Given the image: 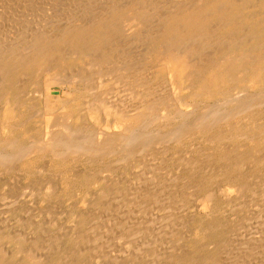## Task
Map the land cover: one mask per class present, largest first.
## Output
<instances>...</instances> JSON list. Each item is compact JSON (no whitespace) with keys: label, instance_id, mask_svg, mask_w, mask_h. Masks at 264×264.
Instances as JSON below:
<instances>
[{"label":"rangeland","instance_id":"1","mask_svg":"<svg viewBox=\"0 0 264 264\" xmlns=\"http://www.w3.org/2000/svg\"><path fill=\"white\" fill-rule=\"evenodd\" d=\"M113 1L118 2L120 0H109V1L108 0H0V51L11 50L10 47H12V46H13L12 48H14V47L18 48L22 45V43H23V45L25 42L27 43V41H28L27 39H29V37H33L32 35H36V34L40 33L39 36L38 35H36V36L41 37V35H44V34H51V33L53 34L55 32H58L66 26L70 27V25H72V27H76V25L79 26V25L85 24L86 20L88 22L89 20H92L96 16L99 17V15H101L103 12L106 13L109 10V8L111 6H113L114 4L115 5L117 4L116 8L121 7L120 12H122L121 11L122 8H125V6L126 7L128 6V2H125V0H123V2L121 0L120 3H114ZM126 1H130V0H126ZM138 1L143 2L144 0H138ZM150 1L153 3V0H145L144 2L149 3ZM161 1L162 0H160V2L158 0L157 1L154 0L153 4L156 3L158 5L163 6V4H169V3L171 4L173 2H177V0H174V1L170 0V2H169V0H167V2L165 0H163V2L165 1L164 3L163 2L161 3ZM178 1H180V0H178ZM181 1H183V0H181ZM110 2H112V3H110ZM130 2L134 3V2H137V0L136 1L131 0ZM130 2H129V5H130ZM107 8H108V10H107ZM122 10L124 11V9H122ZM94 13L98 14V15L94 16L95 15ZM125 13H126V10H125ZM119 14H122V13H119ZM144 24H146V23H144ZM144 24H141V25L135 24V25L129 26L128 23H123L124 26H126V27L128 26V28H126L124 26H122L123 28H121V32L124 33V36L122 35L124 39L123 38L120 39L121 37L116 38L117 40L119 39L118 43H117V40H115L116 43L120 44V45H117L118 48H116L115 53L112 52L108 56L114 57V54H115V56L118 55V56H122V57L123 56L128 57L127 60L130 59L129 63H127V65H126L125 64L126 62H124V64L126 66H130V67L134 64L133 67H131L132 68L131 73L133 74V71H134L136 73V74L134 73L135 76H137V77L139 76V78H143V79L145 78L144 80H148V81H149V77L153 79L152 81H154L155 79L158 78L157 83L159 81H161L158 83L160 86L157 85L156 80L154 82L149 81L151 83V85H153V86L156 84L154 86L155 88L152 86V87H150V90L152 88H154V89H152V91L153 90L155 91V92H153L154 98L156 97V99H161L162 98L161 96H163V94H160L159 96H157L160 92L161 93L165 92L164 93L165 97H167L168 94L170 93L169 90L167 89V88H169V86H167L165 88V90L162 89L163 85H165V86L167 85L166 80L169 79V77H167L164 73H161L163 70L161 68H163L162 66H164V64L159 58L151 59L149 56L145 57L147 54L144 53L145 51L144 52L142 51L143 49H146V47L148 45V43L145 42L146 41L145 35H146L147 30L149 32V29H148L149 27L146 28L148 26V24H146V25H144ZM138 25H140V26H138ZM141 26H143L142 28H143V30L145 29L146 32L143 31V33H142ZM137 27H138V29H137ZM127 29H129V30H127ZM50 30H52V31H50ZM130 30H133V32H131ZM139 32H140V35H139ZM135 33H138V34H135ZM125 34H127L129 36H127ZM143 34H144V38L142 37ZM136 36H137V38H136ZM127 37H129V38L132 37L133 39L131 38L130 40H134V42L130 41L129 38L127 39ZM138 37L143 38L144 40L140 39ZM25 39H26V41H25ZM135 39L142 40L145 45L142 46V44H143L142 41L137 40V42H136ZM120 40H122V44H121ZM135 42H136V44H135ZM114 43H113V45H116V43L115 44ZM129 43L132 45V47H131V45H129ZM139 43H141V45ZM127 44H128V46H126ZM137 44H139L140 46ZM135 45L138 48L137 51L135 50L136 48L134 50H132L135 47ZM119 46L120 47L123 46V47L120 49ZM127 50H128V52H127ZM138 50H141V51H139L141 53H139ZM135 52H137V53H135ZM129 55H130V57H129ZM134 57L137 59L136 61H135ZM139 57H141V59ZM84 58L87 59V57H83V58L81 57L79 59H73V60L70 59V60H68L69 62L65 61L66 63H64V65L65 64L66 65L64 67H65L66 71L58 74L55 77V79H53L52 81L47 80V77L45 78V76H46L45 74H47L46 72H41V74H39V75L36 74L32 79L33 82L30 85L29 93L28 94L25 93L26 95L24 94L26 96V100H25V96H22L23 93H21V95L19 94L18 97H13V100H15L17 102V103L14 102V107L13 106L11 107L8 103H6L4 101H0V159L2 160V161L0 160V237L2 238L0 240L1 241L0 242V260L2 259L1 257L6 258L9 256V258H10L9 260H8V258L5 259V260H7V262L11 261L9 264H34V261H35V264H55L58 262H59L58 264H88V263H90V264H92V263L93 264H99V263L100 264H137V263L138 264H152V263L158 264L157 261L159 262V264H165V263L166 264H173L174 262H175L174 264H203L204 261L202 263H198L196 261L194 263H192L193 261H191V260H193V259H191L192 258L191 254L196 253V255L201 260L204 258H208L207 264H211L212 258L215 261L214 262L212 260V264H214V263L215 264H220V263L221 264H264V206H263L264 205V203H263L264 202V199H263L264 198V195H263L264 194L263 193L264 192V183H263L264 180L262 181V179H261L262 176H263L262 178H264V167H263V169L262 168L259 169V167L264 166V165H262V164H264V160H263L264 159V156H263L264 155V149H262V151L261 150H253L252 146L256 145L255 141H253V143L251 142L250 145H248L249 144L248 142H250L251 139L244 136L243 134L242 135L240 134L243 129H244V131H246V125H240L241 124L240 118L235 117L234 120L232 119L234 121L233 124L231 123L232 121L229 119L230 124L225 125V126H221V127H220V125H219V127L216 126L215 127L216 129L213 128L215 131L211 130L213 132L209 131V133H206V135H204V136H201V134L199 135L198 133H195L196 130H194L195 132L192 133L193 134L192 136H194V137L188 136V137H182L180 139H175V140H173V139L170 140V138L166 137V135L173 133L174 130L181 127L182 125H189V124H193L194 122H197V120L199 121V119L204 117V115L206 116L205 118L209 117L212 119L214 113H220L222 111L231 112L230 110H232V111L235 110V108L237 107V104H238L237 101H231L230 102V100H229V99H233L232 94H234L235 89L232 88V91H231L230 88L234 85L240 84L241 80L239 79V77H241V74L235 73L234 74L235 77L232 75L234 78H232V76H231V81H230V77L225 78L226 82L224 81V79H223V82L219 81L220 79L218 80L219 82L217 81L218 87L221 83L222 86L219 87L221 89H224L225 85H226L225 88H228L227 87V85H229L228 82L231 83L229 86L230 92H228V93H231V95L228 94L227 98H224L225 97L224 95H220V96L217 95V96H212V97H201V95L192 96V95H189L190 91H188V90H180V92H177L174 95L175 98L173 99L175 101H172L174 103L176 101H178V102H176L177 104L175 103V105H174L171 102H170V104L172 106L169 103L165 104V107L166 106L168 107L170 105L173 108L172 109L171 107H169V108L165 109V112H166V114H168V117H166V116L162 117L161 121L159 120L158 123H156L157 125L155 124V122L157 120L154 123L152 122L151 124L148 125V127L147 126L144 127L145 130H144V128H141L143 126L140 127L141 129L139 128L140 130L137 129L138 132L141 131L140 132V133H142L141 135L146 134L148 139L145 138V135H144L143 137L145 139L141 136L136 141L137 144L134 145V148L136 149V151L133 148L134 149L133 155H132L133 157L131 156L132 158L130 159L128 157L126 158L125 156L122 157V155H121L122 153L119 149L120 145H119L118 141L120 139H122L123 137H125V133H124V130L122 127L117 126V124H120V121H121L120 120L121 117H119V116H122V115H121V113H119L120 110H118L119 108H118V105H116V102L118 101V98L119 99L123 98L124 100L122 99L121 104L124 103L125 106L122 104V108H126L127 105H128L127 108H129L130 106H134V105L135 106L137 105V106L136 107L134 106L132 108H138L142 104L140 101L146 95L143 96L145 94L143 92H142L143 93L142 95L139 93L142 90V87H140V88L139 87H136V88L132 87L131 81H133V80L131 78H129V77L124 78V76H122L123 79H121L116 74L108 77L106 79V81H104L103 78L94 77V78H89L88 82L85 80H84L85 81L84 82L80 77L75 76L78 72H81V71H82L81 72L82 76L87 75V73H89L92 70L89 66V61L91 60L92 56H88V59L90 58L89 61H88V59L86 60ZM80 59H83V60H80ZM131 59L134 60L136 63L134 62L132 64L133 61L131 62ZM146 60H147V62L150 61L152 64L150 62L149 63L145 62ZM142 62L145 64H143ZM85 63H87V64H85ZM137 63H141V65L138 64V66H137ZM160 63L163 65H161ZM72 64L74 67H72ZM124 64H122V65H124ZM135 65L137 67H135ZM144 65L146 66V67H144L146 69L141 67L142 69L140 70V66H144ZM157 65L161 68H159ZM66 66L68 69L66 68ZM86 67H87V69H86ZM150 67H152V68H150ZM138 68H139V71H141V73L140 72L138 73ZM67 70H69V71H67ZM144 70H145V73L142 74L144 72ZM159 70H161V72H159ZM67 72L69 74H66ZM91 72L93 73L91 75H95L94 74L95 71L93 72V70H92ZM212 73H213V70L209 71L208 76H210ZM42 74H43V76H41ZM134 74H133V76H134ZM141 74L144 76H140ZM150 74L153 76H151ZM155 74H156V76H155ZM161 74H162V76H161ZM68 75H70L69 77H74L75 82L73 81L72 83H65L64 82V80L66 79L65 77ZM146 75H147V79L145 77ZM237 75H239V76L237 77ZM263 75H264V73L261 76V80H262V81H260L261 83L260 82L258 83L259 85L257 83L252 82V81H249L250 79L246 78V82H244L243 85H241L239 87V89H236V90H241L242 94L244 93L243 94L244 96H243L241 101L246 102L248 99L255 98L258 95L264 93V91H263L264 90V76ZM87 76L90 77V74H88ZM96 76H98V75L96 74ZM69 77H67V78H69ZM163 77L165 78V80H163ZM85 78H87V77H85ZM235 78H238V79L235 80ZM119 79H120V81H119ZM124 80H126L127 82H125ZM238 80H240V81H238ZM80 82H82V84ZM120 82H122V83H120ZM224 82H225V84H223ZM123 83H124V86L122 85ZM126 83H128V84H126ZM233 83H234V85H232ZM241 83H242V81H241ZM37 84H39V85H37ZM125 84L127 86H125ZM251 84H252V88H250ZM260 84H262V85H260ZM34 85H35V87H33ZM66 85H67V87H66ZM73 86L76 88H74ZM36 87H38V89ZM105 87L107 89L109 88L107 90L109 92V94H108V92L105 93V91H106ZM126 87H129V89L127 88L128 89L127 90ZM130 87H132L133 89ZM156 87H159V88L156 89ZM72 88H74V89L72 90ZM123 88H125V89H123ZM160 88H161V90H159ZM98 89L101 92L104 91L103 94L106 97L108 96V98H110L111 102L109 101V99H108L109 103L108 102L105 103V101H107V100H104L101 103H98L97 101H95L96 99L93 96H95V94L97 95L100 92V91H97ZM169 89L171 90V88H169ZM76 90H77V92H76ZM130 90L131 91L134 90L133 94ZM138 90H139V92H137ZM157 90H159V93ZM185 91H187V92L185 93ZM251 91H253V92L255 91V92L253 93ZM32 92H33V94H32ZM134 92L141 99L138 98ZM248 92H249V94H248ZM38 93H41V94H38ZM92 93H94V94H92ZM120 93H121L122 97H120ZM122 93L123 94L125 93V94L123 95ZM128 93H129V96L127 95ZM118 94H119V97H118ZM187 94H188V96L186 97ZM130 95H132L133 97ZM247 95H250V97ZM164 96H163V98H165ZM22 97H24V98L22 99ZM115 97L117 98V100ZM246 97H247V99H245ZM180 98L182 100H180ZM192 98H193V100H192ZM194 98H195V100H194ZM197 98L200 100H198ZM217 98H219V99H217ZM29 99H30V101H29ZM112 99L115 100L116 102L114 101L115 102L114 103L112 101ZM139 99H140V101H138ZM144 99L142 101H144ZM167 99L168 98H166L165 100L167 101ZM185 99L187 101H185ZM223 100H224V102H223ZM226 100H229V101H226ZM82 101H84V102H82ZM162 101H164V100H162ZM200 101L202 102L201 104H200ZM211 101L213 102V104H210V103H212ZM31 102L32 103L34 102V103L32 104ZM189 102H191V103H189ZM195 102L197 103V105ZM203 102H205L207 105L205 103L203 104ZM21 103L25 104L24 105V108H26L25 110L28 109L30 111L27 110L24 112V108H23V105ZM139 103H141V104L138 105ZM192 103L194 105V108H193V106H191ZM234 103H236L235 108L233 107ZM109 104H111V105H109ZM223 104H224L225 108H222V107H224ZM8 105L12 111L10 110L9 107L7 108V110L5 109ZM85 105H87V106H85ZM115 105L117 106L116 110L112 109L113 107L116 108ZM199 105H201V106H199ZM173 106H175V107H173ZM204 106L205 107L208 106V107L205 108ZM218 107L219 108L221 107L222 110L219 109ZM30 108H32V109H30ZM192 108H193V111L191 110ZM201 108L204 112L201 110ZM8 110L12 112V113L9 112L11 114V116L14 115V113H15V117L14 116L10 117L9 116L10 114H8ZM87 110H88V112H87ZM176 110H178L177 112L180 111V113H177ZM184 110H186V111L188 110L187 114L185 113L186 111H184ZM190 110H191V112H190ZM216 110H218V111H216ZM15 111H17V112H15ZM31 111H32V113H31ZM90 111H93V113L92 112L90 113ZM116 111L118 113H116ZM201 111H202V113H201ZM95 112L96 113L98 112L96 114L97 116H95ZM188 112H189V114H188ZM33 113H34V115H33ZM76 113H77V115H76ZM28 114L33 115V117L31 118V116ZM67 114H69V115H67ZM174 114H177V115H174ZM180 114L182 116L184 115V117H182ZM200 114H202V115H200ZM22 115L24 117L20 118ZM105 115H107V116H105ZM169 115H171V116L169 117ZM176 116L178 118H176ZM185 116H188V117H185ZM29 117H30V119H29ZM72 117H75V118H72ZM190 117H192V118H190ZM57 118H58V120H61V122L66 123L68 127L71 126L70 128L73 132L78 131L79 133L81 132V134L84 133L85 138L83 139V142L84 143L90 142L92 147L95 145L94 143L97 142V138H96V137H98L97 134H99L100 132H105L106 130L111 131V132H109L112 134L111 135L112 138L110 137V139H109L111 142L109 141V143H108L109 145H106L107 149L106 148L105 149L107 151L108 148L110 147V144L112 143L111 144L112 146L109 148V150L112 149L111 150L112 153L110 151H108L107 153L102 155L99 159L98 158L99 156H97V155L95 156V153L97 151H99V149H98L99 147H97V145H95V147H93L94 148L93 150L88 149V150H90L89 152L86 150H84L82 152V150H80L81 152L80 151H77V152H70L69 151V152H67V154H66V152H65V154H62L63 147L61 145H56L55 147L56 148L59 147V148L56 149L55 147L52 146L53 151H51L52 149L47 150L46 148H45L46 150H43V151L39 150V152L33 151L34 153L30 154L31 156L30 155L28 157L26 156L27 158L23 157V152H21V151L20 152L17 151V153H16L15 148H17V150H19V147L21 146L20 148H23L22 146H24V145H25L24 148L35 147L37 145L45 146L44 145L45 141L46 142L49 141L47 138L48 129H50L49 127L51 126V124H53L55 119L57 120ZM70 118H72V119H70ZM169 118L171 121L169 120ZM173 119H175V120H173ZM163 120L164 121L166 120L165 121L166 123H164ZM246 121L249 123L248 120H246ZM10 122L12 123V125ZM165 124L167 125L166 127L170 128V131L168 130L169 128H165V126L163 127V125H165ZM178 124H179V126H178ZM234 124H235L236 128L234 127ZM160 125H162V129L160 128L161 127ZM13 126H14V128H13ZM175 126H177V127H175ZM251 126H253V124ZM2 127L5 129V131ZM172 127H174V128H172ZM240 127H242V128H240ZM81 128H82V130H81ZM84 128H85V131H84ZM146 128H148V129H146ZM157 128H160V129H157ZM220 128H221V130L226 131V132H224V134L227 133L229 135V133H230V135L229 136L227 135L228 137H226V135H225L223 137V139H221V140L212 139V134L214 132H217V130H220ZM53 129L57 130V132H59L58 133V136H59L61 133V130H62V125H59V123L57 122V125H55L53 127ZM165 129L167 131H165ZM90 130H92V131H90ZM142 130H144V131H142ZM147 130H149L150 133ZM152 130H153V132L156 130L154 132L155 134L154 133L151 134ZM157 130H161V131H157ZM248 130H250V127ZM161 132H163V133H161ZM3 133L7 137H5L3 135ZM252 133L253 132H251V134ZM148 134H151L150 137L148 136ZM251 134H250V136L256 137L254 134L253 135H251ZM11 135H12V138L10 137ZM92 135L93 136L96 135L95 138L92 137ZM122 135H123V137H122ZM195 135H197V136H195ZM118 136H120V137H118ZM243 136H244V139H243ZM71 137H74V136L71 135ZM208 137L211 138L210 141H208L209 140ZM233 137H237L239 142H236L237 139L236 138L233 139ZM13 138L15 140H13ZM37 138L39 139V141H37L38 140ZM183 138L185 141L183 140ZM245 138H246V140H247L246 142L248 144L245 142ZM5 139L6 140L10 139V140L6 141ZM43 139H45V140H43ZM112 139H113V141H112ZM194 139H196V140H194ZM16 140H19L20 142L19 141L16 142ZM181 140H183L182 141L183 143L181 142ZM192 140H194V142ZM224 140L226 141V146H225V142H223ZM243 140H244V142H243ZM186 141H187V144L185 143ZM150 142H151V144H150ZM172 142L173 143L177 142V146H176V143H174L172 146ZM178 142L180 143V145ZM222 142H223V145L219 144ZM233 142L235 144H232ZM3 143L4 144L6 143V144L2 146ZM168 143H170V144H168ZM237 143H239V144H237ZM125 144H127V143H125ZM128 144L124 145V146H128V147L131 146V144H129V145ZM182 144H183V146H182ZM206 144H207V146H206ZM246 144L248 147L246 146ZM7 145H8V147H7ZM146 145H147V147H146ZM178 145H179V149L177 148ZM210 145H211V147L209 148ZM218 145L220 147L222 146L223 148L221 147V149H219ZM230 145H231V148H229ZM232 145L233 146L235 145V146L233 147ZM244 145L247 148H244ZM262 145H263L262 147L264 148V142ZM180 146L184 150H182V148ZM196 146L198 147L197 149H196ZM200 146H202L203 150ZM104 147L105 146H103L101 148H104ZM145 147H146V150H144ZM237 147H239V149H237ZM1 148L4 150H2ZM187 148H189V150H188L189 152H185V150ZM190 148H191V150H190ZM194 148L196 149L195 151L193 150ZM213 148H216V149H213ZM226 148H227L228 153L231 150V152L229 154L227 152H225ZM11 149H12L13 153H12ZM96 149H98V150H96ZM223 149H225V151ZM233 149H234V151H233ZM207 150H208V152H207ZM221 150L224 154H222V152H221L220 154L218 153V155H217L216 151L220 152ZM252 150L254 151V153H253L254 155L252 154V152H253ZM192 151H194V152L197 151V153L195 154ZM202 151H203V153H202ZM212 151H213V153L215 151L216 154L210 153ZM7 152H9V154ZM184 152L186 153L185 156L181 155V153H184ZM206 152H207V154L208 153H210V154L207 155ZM20 153H22V154H20ZM56 153H57V155H56ZM125 153L123 152V155ZM149 153H151V154H149ZM152 153H154V154H152ZM204 153H205V156H203ZM241 153L243 155L244 154L246 155V153L253 155L254 157L253 156L252 157L256 160L253 159L251 161L252 163L255 162V164H257V162H258L257 160H259V159H260L259 162L261 161L262 163L258 162V166L256 165V167H255V164L252 165V163H251V165L255 167L254 172H252L254 168L251 165H249L250 163L245 162V161H248L249 159H247L245 157L243 158V156H241L242 155ZM256 153H258V154H256ZM126 154H128V151ZM255 154L257 157L255 156ZM259 155H261V157L263 159L261 157H259ZM104 156H106V157H104ZM165 157L167 158L166 160H165ZM183 157L187 158V159H184ZM193 157L198 162L193 164L192 166L187 165L188 167L185 166V168H184L183 167L184 165L181 163L182 160H188V159H191ZM215 157H219L218 159L221 158V160H219V162H218L217 161L218 159ZM224 157H226L227 160ZM234 157H235V160H233ZM236 157H237V159H236ZM197 158H199V159L202 158V159L199 160ZM207 158H208V161L210 163L207 162ZM222 158L224 160H222ZM161 159H162V161H161ZM229 159H231L232 161H235L234 162L235 164ZM97 160L98 161L100 160V161L98 162ZM214 160H215V162H214ZM228 160L231 163V164L230 163L228 164L229 168L227 167V163L229 162ZM202 161L205 164H203ZM223 161H225L226 164ZM26 162H28L27 163L28 165L26 164ZM166 162L168 163V165ZM170 162H171V164H170ZM175 162H176V164H175ZM211 162L215 163L216 166L213 163L211 164ZM249 162H250V160H249ZM162 163H164V164L162 165ZM236 163H237L238 167H236ZM208 164H209V166H208ZM246 164H248V165H246ZM260 164H261V166H260ZM174 165H176L177 168H175L176 166H174ZM198 165H200V166H198ZM245 165H246V167H245ZM160 166L164 170H166L167 172L169 171L170 173L169 172L167 173L162 168L160 169ZM165 166H167V168ZM207 166H208V169H207ZM248 166H249V168H247ZM170 167L172 168V170H170L171 169ZM196 167L198 170L195 169ZM217 167L220 169H217ZM233 167L235 169H233ZM214 168L217 171L216 172L217 175L215 173H210L211 171L214 170ZM225 168H228L226 170L227 173H226V171H224V172L222 171V170H225ZM239 168H241L240 170H242L243 172H240ZM244 168L246 170L249 169L250 171L248 170V172H247L246 170H244ZM256 168L259 171L258 170L256 171ZM205 169H207L210 174H215L214 176L216 178L219 176L218 177L219 179L217 178L219 181L216 178H213L212 179L213 181L212 180L210 181L211 177H209V176L213 177V175H210L209 173H208L209 176L207 175V173L204 174L206 171ZM151 170L154 171L155 175L153 174V171L151 174ZM201 170H204V171H201ZM215 170L213 172H215ZM236 170H237V172H236ZM238 170H239V173H241L240 174L241 176H239ZM260 170H261V172H260ZM136 171H137V173H136ZM178 171H179V175H177ZM182 172H184L183 175H181ZM185 172L186 173L188 172L187 173L188 175H186ZM192 172H194L193 175H192ZM202 172H204V173H202ZM246 172H247V175H246ZM139 173H140V175L142 174V176H140ZM158 173L160 175H156ZM199 173L202 175V177L204 176L203 177L204 179L199 176L200 175ZM233 173L234 174L236 173L237 175L233 176ZM242 173H244L246 176L243 175ZM249 173L251 175H249ZM184 175H185V177H184ZM155 176L158 178H156ZM191 176H195V177H191ZM198 176H199V178H198ZM206 176H208L209 179H208V177L206 179ZM232 176L235 177L234 178L235 180L233 179ZM236 176H238V178ZM242 176H244V177H242ZM240 177L245 179L246 181L244 182V180H240ZM192 178L195 180H193ZM196 178H198V179H196ZM200 178L202 180H200ZM157 179H159L160 183L159 182L156 183V181H158ZM214 179L217 181H215ZM89 180H90V182L94 183L95 185L98 184V182H99L100 185L98 184V186L97 185L95 186L94 184L90 183ZM105 180L107 182H105ZM153 180L155 182V185L153 183ZM232 180H234V183L231 182ZM252 180H255V181H252ZM256 180L259 182H257ZM196 181L198 183L199 182L200 183L198 184ZM206 181H207V184H209L208 186H206L207 184H205ZM248 181L249 182L252 181L251 182L252 184L246 183ZM162 182L163 183L165 182V183L163 184ZM201 182H202V184H201ZM239 182H240V184H239ZM256 182H257V185L255 184ZM106 183L107 184L109 183V184L107 185ZM196 183L198 185H196ZM244 183L248 184L249 186L246 185L247 186L246 191L240 192L239 191L240 185L244 184ZM136 184H137V186H136ZM233 184H235V185H233ZM237 184H239V186ZM132 185H133V187H132ZM201 185H202V187H201ZM204 185L206 187H204ZM214 185H216L217 187L216 186L214 187ZM83 186H84V188H83ZM94 186L97 188H95ZM256 186L258 187V189L259 188L260 189L258 190L256 188ZM34 187L36 188L37 191L35 190ZM130 187H132V188H130ZM93 188H95V189L93 190ZM194 188H197V189L199 188L198 189L199 192L197 191V189L195 190ZM202 188L204 191L202 190ZM215 188H217V190ZM230 188H232L233 190ZM100 189L103 191L102 194L100 193L101 192ZM229 189L232 191L231 192L228 191ZM46 190H47V192H46ZM226 190L228 192H230V193H228L227 196L232 194L231 197L230 196L227 197L225 194H223L224 192H226ZM49 191L51 193H49ZM57 191H59V194L63 193L64 197H62L63 194L62 195L57 194ZM94 191H96L95 194L94 193L92 194V192H94ZM234 191H235V193H237L239 195L235 194ZM244 192L246 194H243ZM207 193L208 194L210 193L211 196H209L210 194L205 196ZM88 194H89V196H87ZM100 194L101 195L104 194L105 196L103 195L104 197H102V196L100 197ZM199 194H201L200 197H198ZM218 194H220V196ZM233 194H235V195H233ZM247 194H249V195H247ZM65 195L67 196V198ZM97 195H98V197H97ZM109 195H111V196H109ZM137 195H139V197ZM167 195L170 197L172 196L173 198L171 197V200H170V198ZM183 195H184V197H183ZM221 195H223L225 197H222ZM140 196L141 197L147 196V201H146V197H144V199H145L144 200L143 198H140ZM148 196H152V198H154V197L155 198L153 199V201L152 200L150 201L151 198ZM174 196H176V197H174ZM178 196L181 200V201H179V200L178 201L180 203H182V205L180 203H179L180 205H178V202L175 201L176 199H178ZM181 196L183 197V199H181ZM204 196L206 197V200H205L206 202H203L205 198L202 199V197H204ZM253 196L256 198H254ZM52 197H54V198L52 199ZM165 197H168V198H165ZM207 197H208V200H207ZM234 197H236V198H234ZM237 197H239L240 199H238ZM88 198H89V200H88ZM133 198H136V199H133ZM211 198H213V199L211 200ZM96 199H97V201H95ZM100 199L102 200L101 202H100ZM131 199H133V200H131ZM140 199H142V200H140ZM164 199L165 200L168 199V200L164 201ZM200 199H202V201H200ZM53 200H54V202H53ZM137 200L140 202H138ZM219 200H221V201L224 200V201L218 202ZM168 201H169V203H171V202L172 203L168 204ZM58 202H59V204H58ZM98 202H99V204H98ZM199 202H201V203H199ZM205 203L207 205H205ZM255 203H257V204H255ZM262 203H263V205H262ZM55 204H57V205H55ZM89 204H90V208H88ZM92 204L93 205L95 204V206H93L94 208L96 207L95 211H92V210H94V208L91 207ZM139 204H141V205H139ZM166 205H168V207ZM170 205H173V208H170L169 207ZM183 205H185V206H183ZM222 205L224 206V210H222L223 209ZM174 206L176 207V210H179L180 212L176 211ZM179 206H182V207H180V209H177V208H179ZM235 207H237V208H235ZM245 207H246V209H245ZM136 208H137V210H136ZM234 208L237 211L240 208V211L235 212ZM103 209L106 211H104ZM183 209H184V211H183ZM262 209H263V211H261ZM165 210H166V213H165ZM216 210H217V212H216ZM218 210L220 212H218ZM231 210H233V211L231 212ZM145 211H146V213H145ZM167 211H169L170 213ZM172 211H174V212H172ZM213 211H215V212H213ZM244 211H245V213H244ZM99 212H101V214ZM175 212H177L178 214H176ZM222 212H224V213H222ZM171 213H173L175 215H171ZM212 213L213 214L216 213V214L213 215ZM180 214H182L181 217L184 216L183 214H185L186 217L184 216L183 218H181L179 216L180 217L179 218L177 215H180ZM218 214H221V215H218ZM67 216H69V217H67ZM74 216L78 220L75 219ZM83 216H85V217H83ZM170 216L173 217L174 219L170 218ZM191 217H192V219H191ZM212 217H214V218H212ZM242 217H243V219H242ZM90 218H91V220H90ZM96 218H98V219H96ZM196 218H198V219H196ZM177 219H180V220H178L179 223L177 222ZM181 219L183 220V222H181ZM64 220H65V222H64ZM71 220H72V222H71ZM174 220H176V221H174ZM209 220H210V222H209ZM214 220L216 221L217 224L214 222ZM223 220H225V221H223ZM232 220H235L233 225L234 224H237V225L233 226ZM68 221H70V222H68ZM226 221H228V226H229V224L231 225V227L233 228L232 230L234 232L231 230L230 226L229 227L227 226ZM202 222H204L205 224ZM211 222L213 223V225ZM240 222H242V227H241ZM24 223L26 224V226L23 225ZM180 223L183 225H181ZM186 223L189 224L190 227L188 225H185ZM194 223L197 226L196 225L194 226ZM198 223H200V224H198ZM201 223H202V225H201ZM208 223H209V225H208ZM173 224H175V225H173ZM191 224L193 225V227ZM220 224H222L223 226ZM168 225H170V226H168ZM171 225L173 226V228L171 227ZM176 225L181 226V227H179L180 229L178 227L176 229ZM78 226H79V228H78ZM207 226H210L211 228H207ZM219 226H221V228ZM156 227H158V228H156ZM195 227H198V233L202 232L201 236H199L200 234L199 235L197 234V229ZM199 227L202 229H200ZM236 227H237V229H235ZM239 227H241V228H239ZM174 228H175V232L171 231V229L174 230ZM212 228H214V230H216V231L211 230ZM181 229H182V231L184 230L183 233H182V231L179 232V230H181ZM209 229L212 231V233L210 232ZM225 229L227 231H224ZM69 230H70V232H68ZM96 230H97V232L99 230V232L96 233ZM195 230H196V232H195ZM101 231H103V233H100ZM167 231L168 232L171 231V233H173L174 235L171 234L170 232L167 234L166 233ZM236 231H238V232H236ZM184 232H186L188 235ZM204 232H205V234H204ZM209 232H210V234H209ZM220 232H221V234H220ZM76 233H78V234L76 235ZM154 233H158V234L154 235ZM165 233L167 235L164 236ZM179 233H180V235L182 234V236L184 238L181 237L179 235ZM193 233L194 234L196 233V237ZM185 234L187 235V237ZM202 234H203V236H202ZM213 234H214V236H213ZM227 234H228V236H227ZM70 235L73 237H70ZM92 235H93V237H92ZM161 235L163 236V238ZM168 235H171V236L168 237ZM177 235H179V236H177ZM197 235L199 236L198 239H197ZM7 236L9 239L7 238ZM80 236H82V238L87 240V241H85L86 244L84 242H79L80 241L79 238H81ZM192 236H193V238H192ZM205 236H207V238ZM210 236H211V239H210ZM5 237L7 238L8 242H7ZM51 237H53V240ZM62 237H64V238H62ZM157 237H159L158 241H156ZM173 237L176 240L172 239ZM15 238L17 239L16 241H15ZM86 238H88V239H86ZM165 238H166V240H165ZM187 238L189 240H186ZM92 239H94V240H92ZM99 239H101V240H99ZM152 239L154 240V242H152L153 241ZM170 239H172V240H170ZM203 239H205V240H203ZM178 240H179V242H178ZM184 240H186V241H184ZM191 240L194 242L191 243L192 242ZM225 240H227L228 243ZM2 241L4 243L7 242V244L2 243ZM167 241H169V242H167ZM67 242H69V243L67 244ZM116 242H117V244H116ZM164 242L165 243L167 242L166 243L167 245L164 244ZM174 243H176L175 246H173ZM178 243H179V245H177ZM182 243L184 244L183 246H182ZM213 243H214V246H213ZM209 244H210V246H209ZM222 244H224V245H222ZM88 245H90V246H88ZM204 245L205 246L207 245L206 247L209 250ZM162 246H163V248H162ZM190 246L192 247L194 252L192 251V249H189ZM201 246H204V247L201 248ZM146 247H148L149 250H147ZM164 247H166V248H164ZM176 247L179 249H176ZM180 247L182 248L183 251L185 250L186 247L187 248L189 247V248H188V250H185L183 253L181 251ZM219 247H220L221 251L219 250ZM224 247H227V248H224ZM56 248L57 249L59 248V249L57 250ZM144 248H145V251H144ZM167 249L169 251L165 254ZM200 249H201V251H200ZM206 249H207V251H206ZM67 250H69V251H67ZM164 250H165V252H164ZM170 250L173 252V254H171L172 252ZM176 250L178 251V253L176 252ZM18 251H20V252H18ZM58 251H60L61 256L58 255L59 254ZM151 251H152V253H151ZM155 251H158V252H155ZM208 251H210V252H208ZM138 252L139 253L141 252L140 253L141 255ZM175 252L178 254V257H175V256H177V254ZM221 252L223 255L219 254ZM53 254H55V255H53ZM214 254H216L215 257H214ZM136 255L141 256V257L138 258ZM157 255H159V256H157ZM63 256H65V257H63ZM59 257H60V259L57 261L56 258H59ZM149 257L150 258L154 257V258L150 259ZM159 257H160V260L158 259ZM164 257H166V258H164ZM11 258H13V260H11ZM155 258H157L158 260H156ZM217 258H219L221 261ZM91 259L93 261H91ZM132 259H134V260H132ZM147 259H148V261H145ZM175 259H177V260H175ZM164 260H166V261H164ZM54 261H56V262H54ZM172 261H174V262L172 263Z\"/></svg>","mask_w":264,"mask_h":264},{"label":"bare ground","instance_id":"2","mask_svg":"<svg viewBox=\"0 0 264 264\" xmlns=\"http://www.w3.org/2000/svg\"><path fill=\"white\" fill-rule=\"evenodd\" d=\"M109 1V0H108ZM121 1V0H120ZM120 1H118V2H115V1H113L114 3H120ZM131 1V0H130ZM130 1H126L125 0V2H128V6L126 7L125 6V8H122V9H124V11L121 9V11L122 12H120V8H116V6H117V4L115 5H113V6H111L110 8H109V10H108V8H107V12L106 13H102L101 15H99V17L98 16H96V15H98V14H95L94 16H96L95 18H93L92 20H89L88 22H87V20H86V22H85V24H82V25H79V26H77L76 25V27H72V25H70V27H68V26H66V27H64V28H62L60 31H58V32H55V33H51V34H44V35H41V37H37L36 35H38L39 36V34H36V35H32L33 37H29V39H27L28 41H27V43L25 42L24 43V45H23V43H22V45L20 46V47H18V48H16V47H14V48H12V47H10L11 48V50H3V51H0V101H4V102H6V103H8L11 107L13 106L14 107V102L15 103H17L15 100H13V97H18L19 96V94L21 95V93H23V95L22 96H25L26 94L25 93H29V91H30V85H31V83L33 82L32 81V79H33V77L36 75V74H41V72H46L47 74H45L46 76H45V78L47 77V80H53V79H55V77L58 75V74H60L61 72H64V71H66V69H65V65H64V63H66L65 61H68V60H70V59H79V58H83V57H87V59H88V56H92V58H91V60L89 61V59H88V61H89V66H90V68L93 70V72H94V74L95 75H91V74H93L91 71L89 72V73H87V75L88 74H90V77H88L87 75H84L85 77H87V78H85L84 76H82V71L81 72H78L75 76H78V77H80L83 81L85 80V81H89L88 79L89 78H94V77H98V78H103V80L104 81H106V79L108 78V77H110V76H113L114 74H116V75H118L119 76V78H121V79H123L122 78V76H124V78L125 77H129V78H131L133 81H131L132 82V87L133 88H136V87H142V90L139 92V90L137 91V92H139L141 95L143 94V93H145L143 96H145L144 98H142V100L144 99V101H140V97H138V95H137V97L138 98H140L138 101H140L141 103H139L138 105H140L138 108H132V107H134V106H130L129 108H127L128 107V105H127V107L126 108H122V104L124 105V103H122L121 104V102H122V99H119L118 98V101L116 102L115 100H113L112 99V101L114 102H116V105H118V110H120V112L119 113H121V115L122 116H119V117H121V121H120V124H117V126L118 127H122L123 128V130H124V133H125V137H123V135H122V139H120L118 142H119V149H120V151H121V155H122V157L123 156H125L126 158L128 157V158H132L133 156V150L135 149L134 148V145H136L137 143H136V141L142 136H144L145 135V138H147V135L146 134H144V135H141L142 133H140V132H138V130L137 129H139L141 126H143V127H141V128H144V127H148V125L149 124H151L152 122L154 123L156 120V122H155V124L156 123H158V121L160 120L161 121V118L162 117H164V116H166V117H168V114H166V112H165V109L166 108H169V107H171L172 105L170 104V102L172 103V104H174L175 105V103L176 102H178V101H176L175 103L174 102H172V101H175V100H173L175 97H174V95L177 93V92H180V90H188V91H190V94L189 95H192V96H198V95H201V97H212V96H217V95H224L225 97L224 98H227V96H228V94H230L231 95V93H228V92H230V89H231V91H232V88H234L235 89V91H234V94H232L233 95V99H229L230 100V102L231 101H237V107L235 108V104L236 103H234V108H235V110H230L231 112H224V111H222V112H220V113H214L213 114V118L211 119V118H209V117H207V118H205L206 116L204 115V117H202V118H200L199 119V121L197 120V122H194L193 124H189V125H182L181 127H179V128H177L176 130H174L173 131V133H170V134H168V135H166V137L167 138H170V140L171 139H173V140H175V139H180V138H182V137H188V136H192L193 134V132H195L194 130H196V132L195 133H198L199 135L201 134V136H204V135H206V133H209V131H211V130H214L213 128H215L216 126H218L219 127V125H220V127L221 126H225V125H228V124H230V121H229V119L232 121L231 123L233 124L234 123V118L235 117H237V118H240V121H241V124L240 125H246V131H244V129L241 131V135L243 134L244 136H246V137H248V138H250L251 139V141L250 142H246L247 140H246V138H245V142L248 144V145H250V143L252 142L253 143V141H255L256 143V145L254 146H252L253 147V150H261L262 151V149H264L262 146V144H263V142H264V93H262V94H260V95H258L257 97H255V98H252V99H248L246 102L245 101H241L242 100V98H243V94H242V91L241 90H236V89H239V87L241 86V85H243V83L244 82H246V78L247 79H250L249 81H252V82H254V83H259L260 81H262L261 80V76H262V74L264 73V0H183V1H178L177 0V2H173V3H169V4H163V6L162 5H158V4H153L154 3V0H153V3L151 2H149V3H147V2H141V1H138L137 0V2H134V3H131ZM136 1V0H135ZM157 1V0H156ZM159 2H160V0H158ZM166 2H167V0H165ZM164 1V2H165ZM172 1V0H171ZM174 1V0H173ZM64 2V1H63ZM122 2H123V0H122ZM129 2H130V5H129ZM133 2V1H132ZM163 2V0L161 1V3ZM163 2V3H164ZM169 2H170V0H169ZM80 3V2H79ZM110 3H112V2H110ZM102 4V3H101ZM126 5V4H125ZM71 7V6H70ZM104 7V6H103ZM127 8V9H126ZM106 10V9H105ZM125 10H126V13H125ZM124 12V13H123ZM98 13V12H97ZM119 13H122V14H119ZM100 14V13H99ZM119 14V15H118ZM73 15V14H72ZM118 15V16H117ZM93 17V16H92ZM77 19V18H76ZM91 19V18H90ZM123 23H128V25L129 26H131V25H137V24H144V23H146V24H148V26L146 27V28H148L149 29V32H148V30H147V32L145 31V29L143 30V26H141V28H142V33H143V31H145L146 32V37H145V39H146V43H148V45H147V47H146V49H143L142 51L145 53V54H147L145 57H147V56H149L151 59H153V58H159L162 62H163V64H164V66H162L163 68H161V67H159L158 65V67L159 68H161V69H163L162 70V72H161V70H159V72H161V73H164L167 77H169V79H167L166 80V86L165 85H163V87H162V89H164L165 90V88L167 87V86H169V88H171V90L169 89V88H167L168 90H169V94H168V96L167 97H165L164 96V93L165 92H163V93H159V90H161V88L159 89V90H157L158 91V95L157 96H159L160 94H163V96L165 97V98H163V96H161L162 98V100H164V101H162L161 99H156V97L154 98V93L153 92H155L154 90L152 91V89H154L155 87V85L153 86V85H151V81L153 80L152 78H150L149 77V81L148 80H144L143 78H139V76L137 77V76H135V72L133 71V74H134V76H133V74L131 73L132 72V68L131 67H133V63L137 60L135 57H134V59H135V61L134 60H132L131 59V62H132V66L130 67V66H126L127 65V63H129V61H130V59L129 60H127V58L128 57H122V56H118V55H116L115 56V54H114V57H109L108 55L110 54V53H112V52H114L115 53V51H116V48H118L117 47V45H120V44H117L118 43V41H119V39L117 40L116 38H120V39H122L123 38V36H124V33H122L121 32V28H123L122 26H124L123 25ZM146 24H144V25H146ZM140 25H138V26H140ZM72 27V28H71ZM124 27H126V26H124ZM60 28V27H59ZM58 28V29H59ZM126 28H128V26L126 27ZM133 28V27H132ZM145 28V27H144ZM57 29V28H56ZM130 29V28H129ZM129 29H127V30H129ZM135 29V28H134ZM137 29H138V27H137ZM39 31V30H38ZM50 31H52V30H50ZM123 31V30H122ZM131 32H133V30H130ZM129 31V32H130ZM127 32V31H126ZM129 34V33H128ZM135 34H138V33H135ZM123 35V36H122ZM125 35H127V34H125ZM139 35H140V32H139ZM127 36H129V35H127ZM134 36V35H133ZM126 37V36H125ZM141 37V36H140ZM140 37H138V38H140ZM143 38H144V34H143V36H142ZM129 37H127V39H128ZM132 38V37H131ZM131 38H129V40L131 39ZM136 38H137V36H136ZM143 38H140V39H143ZM124 39V38H123ZM133 39V38H132ZM138 40V39H135V41L137 42V40L138 41H142V40ZM115 40H117V43H116V41ZM144 40V39H143ZM25 41H26V39H25ZM121 41V44H122V40H120ZM124 41V40H123ZM130 41H133L134 42V40H130ZM116 43V45H113V43ZM132 42V43H133ZM136 42H135V44H136ZM114 43V44H115ZM128 43V42H127ZM142 46L143 45H145L144 44V42L142 41ZM140 45H141V43H139ZM139 44H137V45H139ZM129 45H131L130 43H129ZM139 45V46H140ZM126 46H128V44L126 45ZM120 47V46H119ZM123 46H121L120 47V49L122 48ZM131 47H132V45H131ZM144 47V48H145ZM115 48V49H114ZM130 48V47H129ZM136 48V49H135ZM143 48V47H142ZM141 48V49H142ZM9 49V48H8ZM136 50L137 51V46L135 45V47L132 49V50ZM131 50V51H132ZM121 51V50H120ZM139 51H141V50H138V52ZM127 52H128V50H127ZM131 53V52H130ZM135 53H137V52H135ZM139 53H141V52H139ZM138 53V54H139ZM131 55V54H130ZM130 55H129V57H130ZM132 57V56H131ZM138 57V56H137ZM143 57V56H142ZM140 59H141V57H139ZM149 58V59H150ZM84 59H86V58H84ZM86 59V60H87ZM145 59V58H144ZM80 60H83V59H80ZM85 61V60H84ZM140 61V60H139ZM152 61V60H151ZM69 62V61H68ZM81 62V61H80ZM124 62H126L125 64H124ZM130 62V63H131ZM145 62H147V60L145 61ZM150 62V61H149ZM149 62H147V63H149ZM153 62V61H152ZM76 63V62H75ZM78 63V62H77ZM136 63V62H135ZM143 63V62H142ZM151 63V62H150ZM85 64H87V63H85ZM122 64H124V65H122ZM138 64H140L141 65V63H137V66H138ZM143 64H145V63H143ZM152 64V63H151ZM154 64V63H153ZM161 64V63H160ZM163 64H161V65H163ZM130 65V64H129ZM156 65V64H155ZM136 65H135V67H137ZM69 67V66H68ZM72 67H74L73 66V64H72ZM88 67V66H87ZM87 67H86V69H87ZM144 68V67H146L145 65L144 66H140V70L142 69V68ZM154 67V66H153ZM66 68H67V66H66ZM148 68V67H147ZM150 68H152V67H150ZM68 69V68H67ZM144 69H146V68H144ZM149 69V68H148ZM157 69V68H156ZM78 70V69H77ZM125 70V71H124ZM158 70V69H157ZM156 70V71H157ZM213 70V73L210 75V76H208V72L209 71H212ZM67 71H69V70H67ZM80 71V70H79ZM147 71V70H146ZM155 71V70H154ZM97 72V73H96ZM141 73V71H139V68H138V73ZM158 72V73H159ZM145 73V70H144V72L142 73V74H144ZM237 74V73H240L241 74V77H239V79L242 81V83H241V81L240 80H238V81H240V84L239 85H234V83L232 84V85H234V86H232L231 88L229 87L230 86V82H228V84L229 85H227V87L228 88H225L226 87V85H225V87H224V89H221V88H219V87H221L222 85H221V83H220V85H219V87H218V85H217V81L219 80V81H222L223 82V79H224V81L226 82V80H225V78L227 77H230V81H231V76L233 75L234 76V74ZM66 74H69L68 72L66 73ZM96 74L98 75V76H96ZM140 75V76H144V75ZM152 74V73H151ZM150 74V75H151ZM160 74V73H159ZM115 75V76H116ZM149 75V76H150ZM41 76H43V74L41 75ZM40 76V77H41ZM70 75H68V76H66L65 78V80H64V82L65 83H72L73 81H74V77H69ZM151 76H153V75H151ZM155 76H156V74H155ZM161 76H162V74H161ZM165 76V77H166ZM232 76V78H234ZM239 75H237V77H238ZM264 76V75H263ZM39 77V78H40ZM67 77H69V78H67ZM146 77V79H147V75L145 76ZM38 78V79H39ZM118 79V78H117ZM155 79V78H154ZM158 79V78H157ZM157 79H155L156 80V83H157ZM162 79V78H161ZM222 79V80H221ZM236 79H238V78H235V80ZM263 79V78H262ZM80 80V79H79ZM100 80V79H99ZM128 80V79H127ZM154 80V81H155ZM163 80H165V78L163 77ZM84 81V82H85ZM96 81V80H95ZM119 81H120V79H119ZM122 81V80H121ZM125 82H127L126 80H124ZM154 81H152V82H154ZM159 81V80H158ZM218 81V82H219ZM248 81V80H247ZM248 81V82H249ZM44 82V81H43ZM46 82V81H45ZM75 82V81H74ZM100 82V81H99ZM130 82V81H129ZM159 82H161V81H159ZM158 82V83H159ZM225 82L223 83V84H225ZM81 84H82V82H80ZM98 83V82H97ZM120 83H122V82H120ZM157 83V85H159ZM238 83V82H237ZM261 83V82H260ZM35 84V83H34ZM88 84V83H87ZM126 84H128V83H126ZM125 84V86H127ZM163 84V83H162ZM227 84V83H226ZM36 85V84H35ZM35 85L33 86V87H35ZM37 85H39V84H37ZM123 86H124V83L122 84ZM246 85V84H245ZM244 85V86H245ZM256 85V84H255ZM254 85V86H255ZM259 85V84H258ZM260 85H262V84H260ZM76 86V85H75ZM88 86V85H87ZM131 86V85H130ZM154 87V88H152L151 90H150V87ZM160 86V85H159ZM162 86V85H161ZM165 86V87H164ZM249 86V85H248ZM247 86V87H248ZM43 87V86H42ZM66 87H67V85H66ZM74 87V86H73ZM78 87V86H77ZM81 87V86H80ZM122 87V86H121ZM120 87V88H121ZM132 87H130V88H132ZM250 87V86H249ZM37 89H38V87H36ZM40 88V87H39ZM69 88V87H68ZM74 88H76V87H74ZM74 88H72V90L74 89ZM79 88V87H78ZM85 88V87H84ZM90 88V87H89ZM106 88V87H105ZM113 88V87H112ZM129 89V87H126V89ZM132 88V89H133ZM159 87H156V89H158ZM230 88V89H229ZM246 88V87H245ZM250 88H252V84H251V87ZM256 88V87H255ZM35 89V88H34ZM41 89V88H40ZM109 89V88H108ZM107 88H106V91H105V93L106 92H108L107 90H108ZM123 89H125V88H123ZM122 89V90H123ZM127 89V90H128ZM249 89V88H248ZM43 90V89H42ZM95 90V89H94ZM102 90V89H101ZM104 90V89H103ZM120 90V89H119ZM257 90V89H256ZM97 91H100L99 89L97 90ZM121 91V90H120ZM119 91V92H120ZM131 91V90H130ZM133 91L134 90H132L131 92H132V94H133ZM258 91V90H257ZM262 91V90H261ZM264 91V90H263ZM46 92V91H45ZM76 92H77V90H76ZM96 92V91H95ZM123 92V91H122ZM143 92V93H142ZM187 91H185V93H186ZM251 92H253V91H251ZM250 92V93H251ZM255 92V91H254ZM253 92V93H254ZM71 93V92H70ZM73 93V92H72ZM97 93V92H96ZM104 91H100L97 95L95 94V96H93V97H95V101H97L98 103H101L102 101H104V100H107V101H105V103L106 102H108V99H109V101H110V98H108V96L106 97L104 94ZM126 93V92H125ZM124 93V94H125ZM258 93V92H257ZM25 94V95H24ZM32 94H33V92H32ZM36 94V93H35ZM38 94H41V93H38ZM84 94V93H83ZM92 94H94V93H92ZM108 94H109V92H108ZM123 94V93H122ZM123 94V95H124ZM248 94H249V92H248ZM12 95V96H11ZM30 95V94H29ZM37 95V94H36ZM44 95V94H43ZM128 96H129V93L127 94ZM126 95V96H127ZM31 96V95H30ZM125 96V97H126ZM130 96H132V95H130ZM135 96V95H134ZM180 96V95H179ZM188 96V94L186 95V97ZM218 96V97H219ZM247 96H249L250 97V95H247ZM252 96V95H251ZM28 97V96H27ZM106 97V98H105ZM118 97H119V94H118ZM120 97H122L121 96V93H120ZM133 97V96H132ZM190 97V96H189ZM200 97V98H201ZM232 97V96H231ZM24 97H22V99H23ZM32 98V97H31ZM116 98V97H115ZM114 98V99H115ZM158 98V97H157ZM166 98H168L167 99V101L165 100ZM216 98V97H215ZM137 99V98H136ZM177 99V98H176ZM187 99V98H186ZM185 99V101H187ZM190 99V98H189ZM198 99V98H197ZM217 99H219V98H217ZM216 99V100H217ZM245 99H247V97L245 98ZM25 100H26V96H25ZM116 100H117V98H116ZM124 100V99H123ZM126 100V99H125ZM178 100V99H177ZM180 100H182L181 98H180ZM192 100H193V98H192ZM194 100H195V98H194ZM198 100H200V99H198ZM225 100V99H224ZM224 100H223V102H224ZM229 100H226V101H229ZM22 101V100H21ZM29 101H30V99H29ZM48 101V100H47ZM208 101V100H207ZM206 101V102H207ZM28 102V101H27ZM26 102V103H27ZM66 102V101H65ZM82 102H84V101H82ZM96 102V103H97ZM111 102V101H110ZM114 102V103H115ZM181 102V101H180ZM198 102V101H197ZM212 102V101H211ZM218 102V101H217ZM2 103V102H1ZM19 103V102H18ZM32 103V102H31ZM34 103V102H33ZM32 103V104H33ZM109 103V102H108ZM128 103V102H127ZM170 104L168 107L166 106L165 107V104ZM189 103H191V102H189ZM196 103V102H195ZM194 103V104H195ZM202 102L200 101V104H201ZM205 102H203V104H204ZM22 104V103H21ZM77 104V103H76ZM75 104V105H76ZM177 104V103H176ZM206 104V103H205ZM210 104H213V102L212 103H210ZM230 104V103H229ZM228 104V105H229ZM6 105V104H5ZM9 105L5 108L6 110H7V108L9 107ZM23 105V108H24V105L25 104H22ZM71 105V104H70ZM109 105H111V104H109ZM114 105V104H113ZM115 105V106H116ZM132 105V104H131ZM196 105H197V103H196ZM207 105V104H206ZM226 105V104H225ZM4 106V105H3ZM45 106V105H44ZM73 106V105H72ZM85 106H87V105H85ZM101 106V105H100ZM125 106V105H124ZM137 106V105H136ZM135 106V107H136ZM191 106H193V108H194V105H193V103H192V105ZM199 106H201V105H199ZM211 106V105H210ZM223 106H224V104H223ZM227 106V105H226ZM230 106V105H229ZM228 106V107H229ZM71 107V106H70ZM74 107V106H73ZM103 107V106H102ZM173 107H175V106H173ZM196 107V106H195ZM205 107V106H204ZM206 107H208V106H206ZM205 107V108H206ZM10 108V107H9ZM43 108V107H42ZM172 108V107H171ZM190 108V107H189ZM193 108L191 109L192 111H193ZM203 108V107H202ZM202 108H201V110H202ZM219 108V107H218ZM222 108H225V106L224 107H222ZM26 108H24V112L25 111H27V110H25ZM30 109H32V108H30ZM72 109V108H71ZM112 109H117V106H116V108L115 107H113ZM173 109V108H172ZM219 109H221V107L219 108ZM231 109V108H230ZM5 110V111H6ZM10 110H11V108H10ZM70 110V109H69ZM89 110V109H88ZM88 110H87V112H88ZM108 110V109H107ZM169 110V109H168ZM191 110H190V112H191ZM196 110V109H195ZM205 110V109H204ZM222 110V109H221ZM224 110V109H223ZM226 110V109H225ZM3 111V110H2ZM12 111V110H11ZM11 111H9L8 110V114H10L9 112H11ZM28 111H30V110H28ZM35 111V110H34ZM33 111V112H34ZM170 111V110H169ZM178 110H176V112H177ZM184 111H186V110H184ZM188 111V110H187ZM187 111L185 112L186 114H187ZM203 111V110H202ZM202 111H201V113H202ZM216 111H218V110H216ZM4 112V111H3ZM15 112H17V111H15ZM71 112V111H70ZM74 112V111H73ZM93 113V111H90V113ZM204 112V111H203ZM12 113V112H11ZM30 113V112H29ZM31 113H32V111H31ZM69 113V112H68ZM98 113V112H97ZM96 112H95V116H97L96 114H97ZM112 113V112H111ZM115 113V112H114ZM116 113H118L117 111H116ZM168 113V112H167ZM171 113V112H170ZM173 113V112H172ZM177 113H180V111L179 112H177ZM182 113V112H181ZM184 113V112H183ZM196 113V112H195ZM194 113V114H195ZM198 113V112H197ZM113 114V113H112ZM188 114H189V112H188ZM193 114V115H194ZM25 115V114H24ZM28 115H30V114H28ZM33 115H34V113H33ZM33 115H30L31 116V118L33 117ZM57 115V114H56ZM67 115H69V114H67ZM76 115H77V113H76ZM101 115V114H100ZM174 115H177V114H174ZM181 115V114H180ZM200 115H202V114H200ZM207 115V114H206ZM10 117H15V113H14V115H12L11 116V114L9 115ZM17 116V115H16ZM105 116H107V115H105ZM171 115H169V117H170ZM179 116V115H178ZM182 116V115H181ZM196 116V115H195ZM194 116V117H195ZM24 116L22 115L20 118H23ZM70 117V116H69ZM76 117V116H75ZM75 117H72V118H75ZM117 117V116H116ZM174 117V116H173ZM182 117H184V115L182 116ZM185 117H188V116H185ZM61 118V117H60ZM59 118V119H60ZM72 118H70V119H72ZM175 118V117H174ZM176 118H178L177 116H176ZM190 118H192V117H190ZM15 119V118H14ZM25 119V118H24ZM28 119V118H27ZM26 119V120H27ZM29 119H30V117H29ZM79 119V118H78ZM181 119V118H180ZM179 119V120H180ZM189 119V118H188ZM233 119V120H232ZM77 120V119H76ZM117 120V119H116ZM115 120V121H116ZM169 120H170V118H169ZM173 120H175V119H173ZM246 120H248L249 121V123L246 121ZM63 121V120H62ZM164 121V120H163ZM166 121V120H165ZM164 121V123H166ZM171 121V120H170ZM182 121V120H181ZM185 121V120H184ZM187 121V120H186ZM21 122V121H20ZM52 122V121H51ZM57 122L59 123V125H62V130H61V133H60V135L58 136V133L59 132H57V130H54L53 129V127L55 126V125H57ZM180 122V121H179ZM243 122V123H242ZM11 123V122H10ZM118 123V122H117ZM160 123V122H159ZM172 123V122H171ZM170 123V124H171ZM181 123V122H180ZM24 124V123H23ZM154 124V125H155ZM161 124V123H160ZM163 124V123H162ZM253 124V126H251ZM11 125H12V123H11ZM14 125V124H13ZM89 125V124H88ZM157 125V124H156ZM155 125V126H156ZM169 125V124H168ZM177 125V124H176ZM8 126V125H7ZM6 126V127H7ZM10 126V125H9ZM153 126V125H152ZM161 127V129H162V125H160ZM165 126V128H169V127H166L167 125L165 124V125H163V127ZM178 126H179V124H178ZM237 126V125H236ZM4 127V126H3ZM2 127V128H3ZM71 126H67V124L66 123H63V122H61V120H58V118H57V120L55 119L54 120V122H53V124H51V126L49 127L50 129H48V133H47V138H48V142H46L45 141V143H44V145L45 146H40V145H37V146H35V147H27V148H24V146H22L23 148H20L19 147V150H17V148H15L16 149V153H17V151L18 152H23V157H28L30 154H32V153H34L33 151H37V152H39V150L40 151H43V150H51V151H53V147H55L56 145H61L62 147H63V151H62V154H65V152H66V154H67V152H77V151H80V150H82V152L84 151V150H86V151H90V150H88V149H94L93 147H95V145H97V147H99L98 149H99V151H97L96 153H95V156L97 155V156H99L98 158L100 159V157L102 156V155H104L105 153H107L108 151H110L111 152V150H109V148L112 146L111 144H110V147L108 148V150L106 151V145H109L108 143H109V139H110V137H111V133H109V132H111V131H105V132H100L99 134H97L98 135V137H96L97 138V142L96 143H94L95 145L92 147L91 146V144H90V142L88 143H84L83 142V139L85 138V134L84 133H82L81 134V132L79 133L78 131H75V132H73L72 130H71V128H70ZM106 127V126H105ZM154 127V126H153ZM175 127H177V126H175ZM234 127H235V124H234ZM249 127H250V130H248L249 129ZM9 128V127H8ZM13 128H14V126H13ZM12 128V129H13ZM75 128V127H74ZM83 128V127H82ZM82 128H81V130H82ZM140 128V129H141ZM151 128V127H150ZM160 128H157V129H160ZM172 128H174V127H172ZM236 128V127H235ZM240 128H242V127H240ZM244 128V127H243ZM4 129V128H3ZM110 129V128H109ZM139 129V130H140ZM146 129H148V128H146ZM154 129V128H153ZM216 129V128H215ZM7 130V129H6ZM43 130V129H42ZM89 130V129H88ZM144 130H145V128H144ZM144 130H142V131H144ZM169 131H170V128L168 129ZM4 131H5V129H4ZM84 131H85V128H84ZM90 131H92V130H90ZM148 132H149V130H147ZM156 131V130H155ZM154 131V132H155ZM157 131H161V130H157ZM165 131H167L166 129H165ZM215 131V130H214ZM249 131V132H248ZM12 132V131H11ZM89 132V131H88ZM116 132V131H115ZM153 132V130H152V133L151 134H153L154 133ZM191 132V133H190ZM211 132H213V131H211ZM224 132H226L225 130H221V128H220V130H217V132H214L213 134H212V139H216V140H221V139H223V137L226 135V137H228L229 135H230V133H229V135L226 133V134H224ZM251 132H253L252 134H251ZM147 133V132H146ZM150 133V132H149ZM161 133H163V132H161ZM168 133V132H167ZM194 133V134H195ZM238 133V132H237ZM251 135H255L256 137H253V136H250V134ZM12 134V133H11ZM87 134V133H86ZM91 134V133H90ZM151 134H148V136L150 137V135ZM155 134V133H154ZM191 134V135H190ZM239 134V133H238ZM3 135L5 136V137H7L4 133H3ZM71 135L72 136H74V137H71ZM88 135V134H87ZM140 135V136H139ZM209 135V134H208ZM228 135V136H227ZM232 135V134H231ZM96 136V135H95ZM95 136H93L92 135V137H94L95 138ZM195 136H197V135H195ZM244 136H243V139H244ZM261 136V137H260ZM11 138H12V135L10 136ZM9 137V138H10ZM14 137V136H13ZM20 137V136H19ZM89 137V136H88ZM118 137H120V136H118ZM192 137H194V136H192ZM225 137V138H226ZM242 137V136H241ZM4 138V137H3ZM10 138V139H11ZM50 138V139H49ZM112 138V137H111ZM144 138V137H143ZM144 138V139H145ZM191 138V137H190ZM209 138V140L208 141H210V137H208ZM231 138V137H230ZM234 138H236L237 139V137H233V139ZM8 139V138H7ZM9 139V140H10ZM38 139V138H37ZM46 139V138H45ZM45 139H43V140H45ZM87 139V138H86ZM90 139V138H89ZM93 139V138H92ZM148 139V138H147ZM240 139V138H239ZM6 140V139H5ZM9 140H6V141H9ZM13 140H15L14 138H13ZM12 140V141H13ZM42 140V139H41ZM183 140H184V138H183ZM183 140H181V142L183 141ZM191 140V139H190ZM194 140H196V139H194ZM194 140H192L193 142H194ZM198 140V139H197ZM204 140V139H203ZM227 140V139H226ZM4 141V140H3ZM5 141V142H6ZM17 141H19V140H16V142ZM37 141H39V139L37 140ZM112 141H113V139H112ZM180 141V140H179ZM185 141V140H184ZM201 141V140H200ZM213 141V140H212ZM229 141V140H228ZM231 141V140H230ZM233 141V140H232ZM242 141V140H241ZM240 141V142H241ZM20 142V141H19ZM111 142V141H110ZM169 142V141H168ZM191 142V141H190ZM202 142V141H201ZM200 142V143H201ZM223 142H225V146H226V141L224 140ZM223 142L222 143H219V144H221V145H223ZM235 142V141H234ZM232 143V144H235V143ZM236 142H239L238 141V139H237V141ZM243 142H244V140H243ZM125 143H129V144H131V146H124V145H127V144H125ZM164 143V142H163ZM174 143H176V146H177V142H174ZM173 142H172V146H173V144H174ZM179 143V142H178ZM183 143V142H182ZM186 144H187V141L185 142ZM184 143V144H185ZM242 143V142H241ZM6 144V143H5ZM4 143L2 144V146L3 145H5ZM38 144V143H37ZM117 144V143H116ZM128 144V145H129ZM150 144H151V142H150ZM168 144H170V143H168ZM205 144V143H204ZM203 144V145H204ZM210 144V143H209ZM218 144V143H217ZM229 144V143H228ZM237 144H239V143H237ZM247 144H246V146H247ZM19 145V144H18ZM93 145V144H92ZM179 145H180V143H179ZM179 145H178V149H179ZM197 145V144H196ZM200 145V144H199ZM198 145V146H199ZM252 145V144H251ZM53 146V147H52ZM103 146H105L104 148H101V147H103ZM182 146H183V144H182ZM187 146V145H186ZM195 146V145H194ZM205 146V145H204ZM206 146H207V144H206ZM219 146V145H218ZM217 146V147H218ZM233 146V145H232ZM235 146V145H234ZM233 146V147H234ZM7 147H8V145H7ZM6 147V148H7ZM92 147V148H91ZM143 147V146H142ZM146 147H147V145H146ZM146 147H145V149L144 150H146ZM181 147V146H180ZM189 147V146H188ZM201 148H202V146H200ZM211 147V145L209 146V148ZM222 147V146H221ZM221 147L219 146V149H221ZM240 147V146H239ZM239 147H237V149H239ZM248 147V146H247ZM247 147H245V145H244V148H247ZM251 147V146H250ZM46 148V149H45ZM56 148V147H55ZM57 148H59V147H57ZM56 148V149H57ZM106 148V149H105ZM114 148V147H113ZM134 148V149H133ZM144 148V147H143ZM182 148V147H181ZM198 147L196 146V149H197ZM223 148V147H222ZM229 148H231V145L229 146ZM241 148V147H240ZM243 148V149H244ZM2 149V148H1ZM9 149V148H8ZM98 149H96V150H98ZM164 149V148H163ZM172 149V148H171ZM195 148L193 149L194 151L196 150ZM213 149H216V148H213ZM2 150H4V149H2ZM59 150V149H58ZM61 150V149H60ZM182 150H184L183 148H182ZM187 150V151H186ZM185 150V152H189L188 150H189V148H187ZM190 150H191V148H190ZM202 150H203V148H202ZM211 150V149H210ZM224 151H225V149H223ZM252 150V151H253ZM11 151H12V149H11ZM15 151V150H14ZM127 151H128V154H126L127 153ZM135 151H136V149H135ZM142 151V150H141ZM162 151V150H161ZM170 151V150H169ZM194 151H192L193 153H197V151L196 152H194ZM201 151V150H200ZM219 151V150H218ZM229 151V150H228ZM233 151H234V149H233ZM238 151V150H237ZM243 151V150H242ZM81 152V151H80ZM123 152L125 153L124 155H123ZM144 152V151H143ZM152 152V151H151ZM181 153V155H184L185 156V154L186 153ZM199 152V151H198ZM207 152H208V150H207ZM207 152H206V154H207ZM222 152V150L220 151V152H217L216 151V153H217V155H218V153L220 154ZM225 152H227V148H226V151ZM231 152V150L229 151V153ZM240 152V151H239ZM259 152V151H258ZM8 154H9V152H7ZM12 153H13V151H12ZM15 153V152H14ZM58 153V152H57ZM57 153H56V155H57ZM112 153V152H111ZM160 153V152H159ZM177 153V152H176ZM202 153H203V151H202ZM210 153H212V154H216L215 153V151H214V153H213V151L212 152H210ZM210 153H208V154H210ZM228 153V152H227ZM228 153V154H229ZM254 153V151L252 152V154ZM20 154H22V153H20ZM88 154V153H87ZM149 154H151V153H149ZM152 154H154V153H152ZM173 154V153H172ZM180 154V153H179ZM192 154V153H191ZM207 154V155H208ZM222 154H224L223 152H222ZM221 154V155H222ZM242 154V153H241ZM256 154H258V153H256ZM256 154H255V156H256ZM75 155V154H74ZM147 155V154H146ZM176 155V154H175ZM180 155V156H181ZM193 155V154H192ZM206 155V156H207ZM227 155V154H226ZM238 155V154H237ZM254 155V154H253ZM253 155H250V154H248V153H246V155L244 154H242L241 156H243V158L245 157V158H247V159H249L250 160V162H249V160L248 161H245V162H248V163H250L249 165H251V161L254 159L253 157ZM31 156V155H30ZM43 156V155H42ZM68 156V155H67ZM94 156V157H95ZM132 156V157H131ZM150 156V155H149ZM197 156V155H196ZM195 156V157H196ZM203 156H205V153H204V155ZM225 156V155H224ZM253 156V157H252ZM264 156V155H263ZM26 157V158H27ZM45 157V156H44ZM65 157V156H64ZM86 157V156H85ZM93 157V158H94ZM104 157H106V156H104ZM164 157V156H163ZM187 157V156H186ZM191 157V156H190ZM189 157V158H190ZM199 157V156H198ZM223 157V156H222ZM227 157V156H226ZM226 157H224L225 159H226ZM233 157V156H232ZM257 157V156H256ZM255 157V158H256ZM259 157H261V155H259ZM59 158V157H58ZM96 158V157H95ZM184 158V157H183ZM182 158V159H183ZM215 158H219V157H215ZM262 158V157H261ZM67 159V158H66ZM142 159V158H141ZM167 158L165 157V160H166ZM184 159H187V158H184ZM197 159H199V158H197ZM202 158H200L199 160H201ZM210 159V158H209ZM236 159H237V157H236ZM246 159V160H247ZM263 159V158H262ZM261 159V160H262ZM1 160V159H0ZM206 160V159H205ZM219 160H221V158L220 159H218L217 161L219 162ZM222 160H224L223 158H222ZM227 160V159H226ZM229 160H231V159H229ZM228 160V161H229ZM233 160H235V157H234V159ZM241 160V159H240ZM254 160H256V159H254ZM260 160V159H259ZM259 160H257L258 162H259ZM264 160V159H263ZM2 161V160H1ZM29 161V160H28ZM98 161V160H97ZM100 161V160H99ZM98 161V162H99ZM161 161H162V159H161ZM179 161V160H178ZM232 161V160H231ZM256 161V162H257ZM96 162V161H95ZM97 162V163H98ZM198 161H196L195 159H194V157L193 158H191V159H188V160H182V164L184 165L183 167L185 168V166H189V165H193V164H195V163H197ZM200 162V161H199ZM203 162V161H202ZM207 162H209L208 161V158H207ZM214 162H215V160H214ZM223 162H225V161H223ZM233 163L235 162V161H232ZM258 162H257V164H255V162L254 163H252V165L253 164H255V167H256V165L258 166ZM261 162V161H260ZM259 162V163H260ZM28 162H26V164H27ZM167 163V162H166ZM180 163V164H181ZM210 163V162H209ZM213 162H211V164H212ZM217 163V162H216ZM221 163V162H220ZM219 163V164H220ZM230 163V161L227 163V167H228V164ZM262 163V162H261ZM30 164V163H29ZM149 164V163H148ZM152 164V163H151ZM164 163H162V165H163ZM170 164H171V162H170ZM175 164H176V162H175ZM202 164V163H201ZM203 164H205L204 162H203ZM202 164V165H203ZM215 166H216V164L215 163H213ZM218 164V163H217ZM222 164V163H221ZM220 164V165H221ZM225 164H226V162H225ZM224 164V165H225ZM231 164V163H230ZM235 164V163H234ZM233 164V165H234ZM244 164V163H243ZM28 165V164H27ZM167 165H168V163H167ZM223 165V164H222ZM221 165V166H222ZM240 165V164H239ZM246 165H248V164H246ZM246 165H245V167H246ZM251 165V166H252ZM262 165H264V164H262ZM33 166V165H32ZM174 166H176V165H174ZM187 166V167H188ZM190 166V167H191ZM195 166V165H194ZM198 166H200V165H198ZM197 166V167H198ZM208 166H209V164H208ZM208 166H207V169H208ZM220 166V167H221ZM244 166V165H243ZM260 166H261V164H260ZM5 167V166H4ZM29 167V166H28ZM166 168H167V166H165ZM172 167V166H171ZM170 167V168H171ZM179 167V166H178ZM197 167L195 168V169H197ZM205 167V166H204ZM213 167V166H212ZM219 167V166H218ZM217 167V169H220V168H218ZM226 167V166H225ZM235 167V166H234ZM233 167V169H235ZM236 167H238L237 166V163H236ZM254 169H253V171L252 172H254V170H255V167L254 166H252ZM263 167L264 166H262V167H259V169L260 168H262L263 169ZM162 167L160 166V169H161ZM175 168H177V166L175 167ZM182 168V167H181ZM192 168V167H191ZM190 168V169H191ZM223 168V167H222ZM221 168V169H222ZM229 168V167H228ZM228 168H225V170H222L223 172L224 171H226ZM242 168V167H241ZM241 168H239V170L241 169ZM247 168H249V166L247 167ZM142 169V168H141ZM163 169V168H162ZM207 169H205L206 171H205V173L204 172H202V173H204V174H206L207 173V175L209 176V174L210 173H215L216 174V170H215V168H214V170H215V172H213V171H211L210 173L208 172V170ZM164 170V169H163ZM170 170H172V168L170 169ZM179 170V169H178ZM181 170V169H180ZM198 170V169H197ZM239 170H238V173H239ZM244 170H246L245 168H244ZM248 170L249 169H247L246 171L248 172ZM258 169L256 168V171H257ZM152 171L153 170H151V174H152ZM164 171H166V170H164ZM192 171V170H191ZM201 171H204V170H201ZM200 171V172H201ZM221 171V170H220ZM221 171V172H222ZM230 171V170H229ZM250 171V170H249ZM259 171V170H258ZM263 171V170H262ZM40 172V171H39ZM148 172V171H147ZM167 172V171H166ZM169 172V171H168ZM167 172V173H168ZM172 172V171H171ZM175 172V171H174ZM219 172V171H218ZM236 172H237V170H236ZM240 172H243L242 170H240ZM247 172H246V175H247ZM260 172H261V170H260ZM136 173H137V171H136ZM157 173V172H156ZM160 173V172H159ZM156 174V175H160V174ZM165 173V172H164ZM170 173V172H169ZM183 173L184 172H182V174L181 175H183ZM186 173V172H185ZM188 173V172H187ZM186 173V175H188ZM193 173L194 172H192V175H193ZM209 173V174H208ZM226 173H227V171H226ZM251 173V172H250ZM249 173V175H251ZM153 174H154V171H153ZM166 174V173H165ZM200 174V173H199ZM215 174H210V175H213V177L212 176H209V177H211V179H210V181L213 179V178H216L214 175ZM241 173H239V176H241L240 175ZM243 175H245L244 173H242ZM253 174V173H252ZM19 175V174H18ZM56 175V174H55ZM91 175V174H90ZM139 175H140V173H139ZM155 175V174H154ZM177 175H179V171H178V174ZM217 175V174H216ZM219 175V174H218ZM234 175H237L236 173L234 174L233 173V176ZM245 175V176H246ZM102 176V175H101ZM140 176H142V174L140 175ZM162 176V175H161ZM201 178H203L202 177V175L200 174L199 175ZM199 176H198V178H199ZM208 176H206V179H207V177ZM230 176V175H229ZM232 176V177H233ZM156 177V176H155ZM167 177V176H166ZM184 177H185V175H184ZM183 177V178H184ZM188 177V176H187ZM191 177H195V176H191ZM209 177H208V179H209ZM219 177V176H218ZM217 177V178H218ZM224 177V176H223ZM237 178H238V176H236ZM242 177H244V176H242ZM263 177V176H262ZM261 177V179H262V181L264 180V178H262ZM156 178H158V177H156ZM155 178V179H156ZM182 178V177H181ZM198 178H196V179H198ZM200 178V180H202ZM216 178V179H217ZM222 178V177H221ZM225 178V177H224ZM235 177H233V179H234ZM109 179V178H108ZM162 179V178H161ZM190 179V178H189ZM193 179V178H192ZM204 179V178H203ZM219 179V178H218ZM217 179V180H218ZM229 179V178H228ZM232 179V178H231ZM117 180V179H116ZM158 181H156V183H158L159 182V179H157ZM193 180H195V179H193ZM192 180V181H193ZM215 180V179H214ZM217 180H215V181H217ZM230 180V179H229ZM235 180V179H234ZM234 180H232L231 182H233L234 183ZM240 180H244V182L246 181L245 179H243V178H241L240 177ZM239 180V181H240ZM249 180V179H248ZM93 181V180H92ZM96 181V180H95ZM109 181V180H108ZM162 181V180H161ZM175 181V180H174ZM181 181V180H180ZM199 181V180H198ZM213 181V180H212ZM219 181V180H218ZM226 181V180H225ZM250 181V180H249ZM246 182V183H250V184H252L251 182L252 181H255V180H252L251 182ZM257 181V180H256ZM89 182H90V180H89ZM94 182V181H93ZM103 182V181H102ZM105 182H107L106 180H105ZM136 182V181H135ZM188 182V181H187ZM197 182V181H196ZM209 182V181H208ZM230 182V181H229ZM228 182V183H229ZM237 182V181H236ZM243 182V181H242ZM257 182H259V181H257ZM257 182L255 183L256 185H257ZM261 182V181H260ZM90 183H92V182H90ZM113 183V182H112ZM111 183V184H112ZM153 183H154V185H155V182H154V180H153ZM160 183V182H159ZM163 183V182H162ZM165 183V182H164ZM163 183V184H164ZM198 183V182H197ZM196 183V185H198ZM246 183H244V184H241L240 185V192L241 191H246V188H247V186L246 185H248V184H246ZM264 183V182H263ZM89 184V183H88ZM92 184H94V183H92ZM98 184H99V182H98ZM98 184H96L97 186H98ZM107 184V183H106ZM109 184V183H108ZM107 184V185H108ZM152 184V183H151ZM169 184V183H168ZM193 184V183H192ZM201 184H202V182H201ZM205 184H207V181L205 182ZM211 184V183H210ZM239 184H240V182H239ZM239 184H237L238 186H239ZM254 184V183H253ZM262 184V183H261ZM260 184V185H261ZM91 185V184H90ZM95 185V184H94ZM95 185V186H96ZM100 185V184H99ZM105 185V184H104ZM157 185V184H156ZM159 185V184H158ZM161 185V184H160ZM184 185V184H183ZM195 185V184H194ZM209 184H207L206 186H208ZM212 185V184H211ZM233 185H235V184H233ZM94 186V187H95ZM136 186H137V184H136ZM135 186V187H136ZM153 186V185H152ZM185 186V185H184ZM183 186V187H184ZM205 185H204V187H206ZM213 186V185H212ZM216 185H214V187H215ZM249 186V185H248ZM106 187V186H105ZM111 187V186H110ZM113 187V186H112ZM115 187V186H114ZM132 187H133V185H132ZM132 187H130V188H132ZM134 187V188H135ZM150 187V186H149ZM154 187V186H153ZM152 187V188H153ZM156 187V186H155ZM194 187V186H193ZM199 187V186H198ZM201 187H202V185H201ZM200 187V188H201ZM217 187V186H216ZM230 187V186H229ZM35 188V187H34ZM83 188H84V186H83ZM95 188H97V187H95ZM95 188H93V190L95 189ZM116 188V187H115ZM171 188V187H170ZM176 188V187H175ZM209 188V187H208ZM213 188V187H212ZM211 188V189H212ZM228 188V187H227ZM226 188V189H227ZM233 188V187H232ZM232 188H230V189H232ZM256 188L258 189V187L256 186ZM49 189V188H48ZM156 189V188H155ZM161 189V188H160ZM181 189V188H180ZM183 189V188H182ZM195 190L197 189V188H194ZM193 189V190H194ZM199 189V188H198ZM197 189V191L199 192V190ZM210 189V190H211ZM216 190H217V188H215ZM214 189V190H215ZM228 190V191H232V190ZM260 189V188H259ZM258 189V190H259ZM35 190H36V188H35ZM51 190V189H50ZM97 190V189H96ZM101 190V189H100ZM141 190V189H140ZM179 190V189H178ZM184 190V189H183ZM194 190V191H195ZM202 190H203V188H202ZM209 190V191H210ZM37 191V190H36ZM90 191V190H89ZM111 191V190H110ZM121 191V190H120ZM154 191V190H153ZM171 191V190H170ZM204 191V190H203ZM213 191V190H212ZM222 191V190H221ZM227 190H226V192H224L223 194H225L226 196L228 195V193H230V192H228ZM249 191V190H248ZM46 192H47V190H46ZM45 192V193H46ZM95 192L96 191H94V192H92V194L94 193L95 194ZM102 190H101V194H102ZM114 192V191H113ZM169 192V191H168ZM190 192V191H189ZM263 192V191H262ZM49 193H51L50 191H49ZM65 193V192H64ZM71 193V192H70ZM90 193V192H89ZM192 193V192H191ZM203 193V192H202ZM217 193V192H216ZM219 193V192H218ZM222 193V192H221ZM234 193H235V191H234ZM253 193V192H252ZM264 193V192H263ZM55 194V193H54ZM57 194H59V191H57ZM61 195L63 194V193H60ZM59 194V195H60ZM100 194V197L102 196V197H104L103 195H101ZM106 194V193H105ZM167 194V193H166ZM184 194V193H183ZM204 194V193H203ZM210 194V193H209ZM208 193L205 195V196H207V195H209ZM235 194H237V193H235ZM235 194H233V195H235ZM243 194H246L245 192L243 193ZM242 194V195H243ZM36 195V194H35ZM50 195V194H49ZM67 195V194H66ZM65 195V196H66ZM69 195V194H68ZM169 195V194H168ZM167 195V196H168ZM200 195L201 194H199V196L198 197H200ZM216 195V194H215ZM219 196H220V194H218ZM232 195V194H231ZM231 195H229L230 197H231ZM237 195H239V194H237ZM236 195V196H237ZM247 195H249V194H247ZM255 195V194H254ZM262 195V194H261ZM264 195V194H263ZM38 196V195H37ZM53 196V195H52ZM87 196H89V194L87 195ZM93 196V195H92ZM109 196H111V195H109ZM113 196V195H112ZM138 197H139V195H137ZM177 196V195H176ZM176 196H174V197H176ZM202 197V199H204V201L203 202H206L205 200H206V197ZM209 196H211V194L209 195ZM222 197H225V196H223V195H221ZM229 196H227V197H229ZM252 196V195H251ZM257 196V195H256ZM56 197V196H55ZM62 197H64V194H63V196ZM91 197V196H90ZM97 197H98V195H97ZM144 197H146V201H147V196H143V197H141L140 196V198H143L144 199ZM148 197H150L151 199H150V201L152 200L153 201V199L155 198H152V196H148ZM169 198H170V200H171V197L170 196H168ZM168 197H165V198H168ZM183 197H184V195H183ZM183 197L181 196V199H183ZM213 197V196H212ZM217 197V196H216ZM250 197V196H249ZM254 197V196H253ZM252 197V198H253ZM54 197H52V199H53ZM66 198H67V196H66ZM117 198V197H116ZM128 198V197H127ZM131 198V197H130ZM157 198V197H156ZM173 198V197H172ZM215 198V197H214ZM234 198H236V197H234ZM238 199H240L239 197H237ZM245 198V197H244ZM254 198H256V197H254ZM93 199V198H92ZM102 199V198H101ZM100 199V202L102 201ZM110 199V198H109ZM133 199H136V198H133ZM133 199H131V200H133ZM190 199V198H189ZM202 199H200V201H202ZM213 198H211V200H212ZM216 199V198H215ZM225 199V198H224ZM262 199V198H261ZM260 199V200H261ZM264 199V198H263ZM262 199V200H263ZM50 200V199H49ZM88 200H89V198H88ZM87 200V201H88ZM140 200H142V199H140ZM145 200V199H144ZM166 200H168V199H166ZM165 199H164V201H166ZM181 201L180 200V198H179V196H178V199H176L175 201L176 202H178V205H182V203H180L179 201ZM207 200H208V197H207ZM217 200V199H216ZM226 200V199H225ZM261 200V201H262ZM62 201V200H61ZM95 201H97V199L95 200ZM104 201V200H103ZM107 201V200H106ZM110 201V200H109ZM138 201V200H137ZM222 201H224V200H222ZM221 200H219L218 202H222ZM236 201V200H235ZM243 201V200H242ZM53 202H54V200H53ZM90 202V201H89ZM88 202V203H89ZM138 202H140V201H138ZM143 202V201H142ZM197 202V201H196ZM214 202V201H213ZM231 202V201H230ZM251 202V201H250ZM113 203V202H112ZM172 203V202H171ZM171 203H169V201H168V204H171ZM180 203V204H179ZM199 203H201V202H199ZM210 203V202H209ZM264 203V202H263ZM263 203H262V205H263ZM58 204H59V202H58ZM83 204V203H82ZM91 204V203H90ZM90 204H89V207L88 208H90ZM98 204H99V202H98ZM101 204V203H100ZM137 204V203H136ZM153 204V203H152ZM177 204V203H176ZM197 204V203H196ZM219 204V203H218ZM217 204V205H218ZM228 204V203H227ZM255 204H257V203H255ZM55 205H57V204H55ZM86 205V204H85ZM139 205H141V204H139ZM203 205V204H202ZM201 205V206H202ZM205 205H207L206 203H205ZM213 205V204H212ZM88 206V205H87ZM93 206H95V204L93 205L92 204V206L91 207H93ZM97 206V205H96ZM100 206V205H99ZM137 206V205H136ZM167 207H168V205H166ZM176 206V205H175ZM174 206V207H175ZM183 206H185V205H183ZM223 206V205H222ZM264 206V205H263ZM33 207V206H32ZM55 207V206H54ZM153 207V206H152ZM170 208H173V205H170L169 206ZM180 207H182V206H179V208H177V209H180ZM204 207V206H203ZM94 208V207H93ZM96 208V207H95ZM95 208H94V210H92V211H95ZM146 208V207H145ZM188 208V207H187ZM206 208V207H205ZM210 208V207H209ZM235 208H237V207H235ZM234 208V209H235ZM71 209V208H70ZM98 209V208H97ZM130 209V208H129ZM182 209V208H181ZM245 209H246V207H245ZM259 209V208H258ZM90 210V209H89ZM104 210V209H103ZM136 210H137V208H136ZM169 210V209H168ZM172 210V209H171ZM170 210V211H171ZM175 210H176V207H175ZM208 210V209H207ZM220 210V209H219ZM218 210V212H220ZM222 210H224V206H223V209ZM228 210V209H227ZM226 210V211H227ZM69 211V210H68ZM73 211V210H72ZM77 211V210H76ZM80 211V210H79ZM83 211V210H82ZM104 211H106V210H104ZM143 211V210H142ZM158 211V210H157ZM176 211H178V212H180L179 210H176ZM183 211H184V209H183ZM189 211V210H188ZM209 211V210H208ZM233 210H231V212H232ZM237 210L235 209V212H236ZM238 211H240V208L238 209ZM237 211V212H238ZM261 211H263V209L261 210ZM90 212V211H89ZM103 212V211H102ZM156 212V211H155ZM167 212H169V211H167ZM172 212H174V211H172ZM206 212V211H205ZM213 212H215V211H213ZM216 212H217V210H216ZM243 212V211H242ZM51 213V212H50ZM70 213V212H69ZM78 213V212H77ZM100 214H101V212H99ZM145 213H146V211H145ZM163 213V212H162ZM165 213H166V210H165ZM170 213V212H169ZM176 214H178L177 212H175ZM222 213H224V212H222ZM244 213H245V211H244ZM66 214V213H65ZM76 214V213H75ZM79 214V213H78ZM200 214V213H199ZM203 214V213H202ZM210 214V213H209ZM213 214V213H212ZM214 214H216V213H214ZM213 214V215H214ZM227 214V213H226ZM238 214V213H237ZM241 214V213H240ZM243 214V213H242ZM83 215V214H82ZM104 215V214H103ZM171 215H175V214H173V213H171ZM181 215L182 214H180V215H177L178 217L180 216L181 217ZM184 216H185V214H183ZM218 215H221V214H218ZM223 215V214H222ZM246 215V214H245ZM77 216V215H76ZM151 216V215H150ZM183 216V217H184ZM211 216V215H210ZM67 217H69V216H67ZM66 217V218H67ZM83 217H85V216H83ZM95 217V216H94ZM129 217V216H128ZM177 217V218H178ZM179 217V218H180ZM183 217H181V218H183ZM186 217V216H185ZM207 217V216H206ZM216 217V216H215ZM74 218H75V216H74ZM107 218V217H106ZM149 218V217H148ZM160 218V217H159ZM163 218V217H162ZM170 218H173V217H171L170 216ZM169 218V219H170ZM190 218V217H189ZM194 218V217H193ZM209 218V217H208ZM212 218H214V217H212ZM211 218V219H212ZM217 218V217H216ZM215 218V219H216ZM225 218V217H224ZM69 219V218H68ZM75 219H77V218H75ZM81 219V218H80ZM95 219V218H94ZM96 219H98V218H96ZM103 219V218H102ZM174 219V218H173ZM188 219V218H187ZM191 219H192V217H191ZM190 219V220H191ZM196 219H198V218H196ZM200 219V218H199ZM202 219V218H201ZM210 219V220H211ZM218 219V218H217ZM223 219V218H222ZM241 219V218H240ZM242 219H243V217H242ZM70 220V219H69ZM74 220V219H73ZM78 220V219H77ZM85 220V219H84ZM90 220H91V218H90ZM178 220H180V219H177V222H178ZM204 220V219H203ZM210 220H209V222H210ZM220 220V219H219ZM228 220V219H227ZM99 221V220H98ZM97 221V222H98ZM174 221H176V220H174ZM192 221V220H191ZM208 221V220H207ZM206 221V222H207ZM213 221V220H212ZM222 221V220H221ZM223 221H225V220H223ZM233 222H232V225H233V223H234V221L235 220H232ZM64 222H65V220H64ZM67 222V221H66ZM68 222H70V221H68ZM71 222H72V220H71ZM75 222V221H74ZM173 222V221H172ZM176 222V223H177ZM181 222H183V220L181 219ZM186 222V221H185ZM195 222V221H194ZM199 222V221H198ZM214 222L216 223V221L214 220ZM220 222V221H219ZM227 222V226H228V221H226ZM170 223V222H169ZM168 223V224H169ZM175 223V224H176ZM179 223V222H178ZM189 223V222H188ZM191 223V222H190ZM202 223H204V222H202ZM202 223H201V225H202ZM212 223V222H211ZM230 223V222H229ZM241 223V227H242V222H240ZM55 224V223H54ZM72 224V223H71ZM70 224V225H71ZM118 224V223H117ZM158 224V223H157ZM175 224H173V225H175ZM181 224V223H180ZM198 224H200V223H198ZM205 224V223H204ZM217 224V223H216ZM225 224V223H224ZM239 224V223H238ZM24 226H26V224L24 223L23 224ZM73 225V224H72ZM159 225V224H158ZM181 225H183V224H181ZM185 225H188L189 226V224H185ZM184 225V226H185ZM192 225V224H191ZM196 224L194 223V226H195ZM200 225V226H201ZM208 225H209V223H208ZM212 225H213V223H212ZM220 225H222V224H220ZM226 225V224H225ZM234 225H237V224H234ZM233 225V226H234ZM30 226V225H29ZM76 226V225H75ZM168 226H170V225H168ZM197 226V225H196ZM211 226V225H210ZM210 226H207V228H211ZM223 226V225H222ZM229 226L231 227V225L229 224ZM228 226V227H229ZM240 226V225H239ZM44 227V226H43ZM94 227V226H93ZM171 227L173 228V226L171 225ZM170 227V228H171ZM175 227V226H174ZM177 227L179 228V227H181V226H177L176 225V229H177ZM190 227V226H189ZM192 227H193V225H192ZM202 227V226H201ZM220 228H221V226H219ZM225 227V226H224ZM241 227H239V228H241ZM58 228V227H57ZM78 228H79V226H78ZM81 228V227H80ZM156 228H158V227H156ZM169 228V229H170ZM196 229H197V234L199 235V236H201V233H198V227H195ZM200 228V227H199ZM206 228V227H205ZM215 228V227H214ZM214 228H212L211 230H214ZM115 229V228H114ZM153 229V228H152ZM180 229V228H179ZM187 229V228H186ZM200 229H202V228H200ZM216 229V228H215ZM224 229V228H223ZM233 228L231 227V230H232ZM235 229H237V227L235 228ZM234 229V230H235ZM22 230V229H21ZM101 230V229H100ZM189 230V229H188ZM210 230V229H209ZM210 230V232L212 233V231ZM218 230V229H217ZM240 230V229H239ZM238 230V231H239ZM171 231H174L175 232V228H174V230H172L171 229ZM171 231H169L170 233H171ZM180 231H182V229L181 230H179V232ZM184 231V230H183ZM183 231H182V233H183ZM202 231V230H201ZM205 231V230H204ZM214 231H216V230H214ZM224 231H227L226 229L224 230ZM233 231V230H232ZM238 231H236V232H238ZM65 232V231H64ZM68 232H70V230L68 231ZM82 232V231H81ZM93 232V231H92ZM98 232H99V230H98ZM97 232V230H96V233H98ZM157 232V231H156ZM168 231L166 232L167 234L169 233ZM193 232V231H192ZM195 232H196V230H195ZM200 232V231H199ZM206 232V231H205ZM205 232H204V234H205ZM210 232H209V234H210ZM219 232V231H218ZM234 232V231H233ZM235 232V233H236ZM55 233V232H54ZM100 233H103V231H101ZM99 233V234H100ZM153 233V232H152ZM162 233V232H161ZM164 233V232H163ZM164 234V236L165 235H167V234ZM184 233H186V232H184ZM189 233V232H188ZM230 233V232H229ZM52 234V233H51ZM61 234V233H60ZM78 233H76V235H77ZM145 234V233H144ZM155 234H158V233H154V235ZM171 234H173V233H171ZM176 234V233H175ZM187 234V233H186ZM185 234V235H186ZM190 234V233H189ZM194 234V233H193ZM216 234V233H215ZM220 234H221V232H220ZM223 234V233H222ZM234 234V233H233ZM232 234V235H233ZM174 235V234H173ZM179 235H180V233H179ZM179 235H177V236H179ZM188 235V234H187ZM187 235H186V237H187ZM195 235V237H196V233L194 234ZM197 235V239H198V236ZM212 235V234H211ZM231 235V236H232ZM53 236V235H52ZM61 236V235H60ZM84 236V235H83ZM100 236V235H99ZM162 236V235H161ZM171 235H168V237H170ZM176 236V235H175ZM174 236V237H175ZM181 237H183L182 236V234L180 235ZM202 236H203V234H202ZM209 236V235H208ZM213 236H214V234H213ZM219 236V235H218ZM227 236H228V234H227ZM14 237V236H13ZM70 237H73V236H71L70 235ZM75 237V236H74ZM77 237V236H76ZM81 238H79V242H84L85 243V241H87V240H85L84 238H82V236H80ZM86 237V236H85ZM91 237V236H90ZM92 237H93V235H92ZM172 238V239H175V238ZM180 237V238H181ZM206 238H207V236H205ZM6 238V237H5ZM7 238H8V236H7ZM7 238H6V240H7ZM52 238V240H53V237H51ZM62 238H64V237H62ZM69 238V237H68ZM98 238V237H97ZM100 238V237H99ZM117 238V237H116ZM159 237H157V240L156 241H158L159 239H158ZM162 238H163V236H162ZM167 238V237H166ZM166 238H165V240H166ZM184 238V237H183ZM192 238H193V236H192ZM191 238V239H192ZM204 238V237H203ZM219 238V237H218ZM217 238V239H218ZM2 238L0 237V240H1ZM9 239V238H8ZM86 239H88V238H86ZM150 239V238H149ZM156 239V238H155ZM172 239H170V240H172ZM201 239V238H200ZM210 239H211V236H210ZM216 239V238H215ZM17 239L15 238V241H16ZM73 240V239H72ZM90 240V239H89ZM92 240H94V239H92ZM99 240H101V239H99ZM153 240V239H152ZM164 240V241H165ZM176 240V239H175ZM186 240H189L188 238L186 239ZM186 240H184V241H186ZM202 240V239H201ZM203 240H205V239H203ZM5 241V240H4ZM11 241V240H10ZM9 241V242H10ZM70 241V240H69ZM115 241V240H114ZM151 241V240H150ZM192 241V240H191ZM225 241H227V240H225ZM1 242V241H0ZM7 242H8V240H7ZM7 242H5L6 244H7ZM71 242V241H70ZM91 242V241H90ZM100 242V241H99ZM152 242H154V240L152 241ZM151 242V243H152ZM162 242V241H161ZM167 242H169V241H167ZM166 242V243H167ZM178 242H179V240H178ZM183 242V241H182ZM190 242V241H189ZM194 241H192L191 243H193ZM222 242V241H221ZM2 243H4L3 241H2ZM4 243V244H5ZM25 243V242H24ZM69 242H67V244H68ZM88 243V242H87ZM165 242H164V244H166ZM227 243H228V241H227ZM66 244V243H65ZM66 244V245H67ZM71 244V243H70ZM86 244V243H85ZM116 244H117V242H116ZM150 244V243H149ZM154 244V243H153ZM163 244V243H162ZM161 244V245H162ZM225 244V243H224ZM224 244H222V245H224ZM72 245V244H71ZM76 245V244H75ZM148 245V244H147ZM160 245V244H159ZM167 245V244H166ZM169 245V244H168ZM176 245V243H174V245L173 246H175ZM177 245H179V243L177 244ZM184 244L182 243V246H183ZM208 245V244H207ZM206 245V246H207ZM227 245V244H226ZM225 245V246H226ZM56 246V245H55ZM88 246H90V245H88ZM154 246V245H153ZM156 246V245H155ZM171 246V245H170ZM181 246V247H182ZM186 246V245H185ZM189 246V245H188ZM192 246V245H191ZM190 246V248L189 249H192V247ZM205 246V245H204ZM204 246H201V248L202 247H204ZM205 246V247H206ZM209 246H210V244H209ZM213 246H214V243H213ZM216 246V245H215ZM228 246V245H227ZM22 247V246H21ZM151 247V246H150ZM149 247V248H150ZM168 247V246H167ZM178 247V246H177ZM176 247V249H179V248H177ZM180 247V248H181ZM217 247V246H216ZM222 247V246H221ZM152 248V247H151ZM162 248H163V246H162ZM164 248H166V247H164ZM188 248L186 247L185 248V250H188ZM207 248V247H206ZM223 248V247H222ZM224 248H227V247H224ZM21 249V248H20ZM57 249V248H56ZM59 249V248H58ZM57 249V250H58ZM142 249V248H141ZM146 249L147 250H149L148 249V247H146ZM173 249V248H172ZM208 249V248H207ZM207 249H206V251H207ZM215 249V248H214ZM218 249V248H217ZM23 250V249H22ZM74 250V249H73ZM153 250V249H152ZM184 250V251H185ZM209 250V249H208ZM219 250H220V247H219ZM67 251H69V250H67ZM131 251V250H130ZM144 251H145V248H144ZM154 251V250H153ZM159 251V250H158ZM158 251H155V252H158ZM163 251V250H162ZM169 250L167 249V251L165 252V250H164V252H165V254L168 252ZM171 251V250H170ZM181 251L184 253V251L182 250V248H181ZM192 251H193V249H192ZM200 251H201V249H200ZM205 251V250H204ZM215 251V250H214ZM221 251V250H220ZM18 252H20V251H18ZM27 252V251H26ZM110 252V251H109ZM143 252V251H142ZM172 252V251H171ZM176 252L178 253V251L176 250ZM175 252V253H176ZM181 252V253H182ZM194 252V251H193ZM208 252H210V251H208ZM218 252V251H217ZM226 252V251H225ZM55 253V252H54ZM58 255H60L61 256V254H60V251H58ZM139 253V252H138ZM141 253V252H140ZM139 253V254H140ZM145 253V252H144ZM151 253H152V251H151ZM162 253V252H161ZM174 253V254H175ZM176 253V254H177ZM37 254V253H36ZM35 254V255H36ZM136 254V253H135ZM156 254V253H155ZM171 254H173V252L171 253ZM198 254V253H197ZM204 254V253H203ZM219 254H222V252L221 253H219ZM53 255H55V254H53ZM57 255V256H58ZM78 255V254H77ZM81 255V254H80ZM141 255V254H140ZM181 255V254H180ZM186 255V254H185ZM223 255V254H222ZM114 256V255H113ZM137 256V255H136ZM157 256H159V255H157ZM191 256H192V258L191 259H193V260H191V261H193L192 263H194L195 261L196 262H198V263H202L203 261V264H207L208 262V258H204V259H200L197 255H196V253H192L191 254ZM205 256V255H204ZM208 256V255H207ZM216 256V254H214V257ZM220 256V255H219ZM28 257V256H27ZM63 257H65V256H63ZM82 257V256H81ZM88 257V256H87ZM129 257V256H128ZM138 258L139 257H141V256H137ZM168 257V256H167ZM171 257V256H170ZM175 257H178V254H177V256H175ZM2 259L0 260V264H9L11 261H9V262H7V260H5L6 258H8V260L10 259L9 258V256L8 257H6V258H4V257H1ZM108 258V257H107ZM132 258V257H131ZM134 258V257H133ZM137 258V259H138ZM150 258V257H149ZM152 258H154V257H152ZM152 258H150V259H152ZM164 258H166V257H164ZM173 258V257H172ZM186 258V257H185ZM188 258V257H187ZM26 259V258H25ZM57 259V261L60 259V257L59 258H56ZM64 259V258H63ZM89 259V258H88ZM136 259V260H137ZM149 259V260H150ZM156 260H160V257L157 259V258H155ZM162 259V258H161ZM169 259V258H168ZM171 259V258H170ZM211 259V258H210ZM217 259H219V258H217ZM216 259V260H217ZM11 260H13V258H11ZM21 260V259H20ZM45 260V259H44ZM75 260V259H74ZM132 260H134V259H132ZM175 260H177V259H175ZM181 260V259H180ZM212 260L214 261V259L212 258ZM212 260H211V264H212ZM220 260V259H219ZM62 261V260H61ZM69 261V260H68ZM78 261V260H77ZM90 261V260H89ZM88 261V262H89ZM91 261H93L92 259H91ZM145 261H148V259L147 260H145ZM154 261V260H153ZM164 261H166V260H164ZM163 261V262H164ZM221 261V260H220ZM54 262H56V261H54ZM85 262V261H84ZM87 262V263H88ZM155 262V261H154ZM162 262V261H161ZM169 262V261H168ZM174 261H172V263H173ZM184 262V261H183ZM190 262V261H189ZM215 262V261H214ZM213 262V263H214ZM217 262V261H216ZM59 263V262H58ZM58 263H55V264H58ZM63 263V262H62ZM78 263V262H77ZM102 263V262H101ZM112 263V262H111ZM129 263V262H128ZM132 263V262H131ZM136 263V262H135ZM157 263L159 264V262L157 261ZM175 263V262H174ZM173 263V264H174ZM182 263V262H181ZM191 263V262H190ZM34 264H35V261H34ZM88 264H90V263H88ZM93 264V263H92ZM100 264V263H99ZM138 264V263H137ZM153 264V263H152ZM155 264V263H154ZM166 264V263H165ZM215 264V263H214ZM221 264V263H220Z\"/></svg>","mask_w":264,"mask_h":264}]
</instances>
